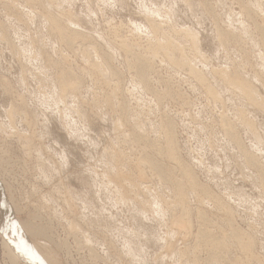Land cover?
I'll return each mask as SVG.
<instances>
[{
    "label": "rangeland",
    "instance_id": "rangeland-1",
    "mask_svg": "<svg viewBox=\"0 0 264 264\" xmlns=\"http://www.w3.org/2000/svg\"><path fill=\"white\" fill-rule=\"evenodd\" d=\"M13 1V2H12ZM16 1V3L14 2ZM27 0H0V39H3L0 41V83L3 81V83H1L0 85V106H1V112H0V124L3 125V123H8V119H7V116L4 117V115H6V113L8 112V110L10 109V106L11 104L15 107L16 110H18V113L20 115L17 116L16 120H15V123L17 124L16 126L18 127V129L22 132V133H25L28 134L30 133L32 135V131L33 132H36V133H33L34 137L31 138L32 139V142L31 144L33 145L31 150H27L26 148H24L22 146V143L19 142L20 140L18 139L19 136L16 135V133L14 131L11 132L12 128L8 127L7 126H1L0 127V131H1V128H2V131L0 133V167L2 168V170L4 171V179L5 181L9 184V186L11 187V191H12V194H13V197H14V200L16 202V204L19 206V207H22L21 208V212H20V215L18 216V218H20L21 220H28L29 219V215L31 213H34L36 212V214L38 216H41V218H44L42 219V224L43 225H47V226H51V228L53 229L52 231V234H53V238L55 240V242L52 244H49L51 242H48V241H44L42 242V244L46 245L49 249L50 252H52L53 254H56L55 256H57L58 260L62 263V264H142V261H140V259L138 257H132V254L128 253L127 250L125 249V243L128 239H132L135 243L137 244H141V246H144L143 251L141 252V257L143 259H145L144 261V264H154V261H155V264H161L160 263V260L162 262V264H181L182 263V260L181 258H183V255L184 257L188 258V260L186 258H183V262L185 261H190L191 260V263L194 262V264H196L195 261H198L196 259H199L200 261L197 263V264H233L234 261L236 264H264V209L262 210V208H264V203L263 201L261 200H264V192L261 188V185L259 184L260 181L259 178L256 179L255 176L257 177L256 174V171H248V169H244V165H243V160L241 157V154L239 155V152H238V149L236 148V146L234 145V148H233V144L230 143L229 141L225 140V137H224V133H223V130L222 127L220 126L221 125V116L220 115H223L226 114V111L227 110V116L235 121H238V118L236 117L237 116V111H240V110H243L245 112V115L247 114L250 115L248 117H251L253 119L256 118V120L254 122H256V126L257 124L259 126H257V128H260V131L259 129L257 131V133L262 134L261 138L264 140V112L259 110L255 105H251L250 104H247L248 101L247 100H243V101H239V99L237 97H235V95L231 94L229 92L226 91L225 88H223L222 84L220 82L217 83V85H219V87L222 89L220 90V88H218V86L215 84L217 81L215 80V78L217 77V74L216 76L214 75L213 71L214 69L216 70L217 68V71L219 69V71L221 70H225V69H220V67L222 66L223 68L227 65V67L225 68H232V64H234V67L236 70H239V72H243L242 75L245 77V78H250L253 83H254V86L256 87V90L258 91L259 95L258 96H262V98L264 99V85H262L264 82V62H262V60L264 61L263 57H264V47L263 44L264 42H260V40H263L264 39H261L262 37V33L260 32L259 29H255L257 27L255 26H262V23L264 22V0H256V1H259L256 2L258 5L261 3L262 5V8H259L261 7V5L257 6V4L255 3V0H185V2L183 0H152V1H156L155 4L158 6V8H160L162 14H163V18L161 19L163 21L164 18H166L164 21L165 23H161L162 26H163V30L162 32H160V34H168L165 39L166 40H163L164 36L162 37V35H154V38H153V35L151 37H149V35L147 34V32L145 31V28H143V33H141L140 31H137V27L135 26H140L141 24L144 25L143 23H145V16H144V13H142L143 11V8H141V6L144 4H146L148 7H151V8H156L154 6H152L153 4L151 3V0H127V4H126V10L124 8H118L115 7V6H109V4L107 3V6H106V3L104 4L103 1L101 0H51L52 4H50V9H51V14L53 16H58V19L60 18V16H62L61 14L63 13V10H66L65 13L68 14V12L70 11V13L72 14L73 16V19L75 20L76 18H79L80 20V24H81V27L80 29L83 31H85L87 33V37H84L85 40H79V42L77 41L76 44L72 47H69L67 44H64L63 43V40L62 38L60 37V34L59 36L57 35V33L59 31H61L63 33V30H66L67 27L69 28V24L72 25V23H70V21L68 22V17L66 16L65 18L62 17L63 19V25H61V27H63V30L61 28V30L59 31H56V30H51L52 28V24H50L51 22H49V20H47L46 18V8H48V4L47 3H51L50 0H37V3H33L36 4L34 6H29L30 3H26ZM63 1V2H62ZM90 1V2H89ZM150 1V2H149ZM179 1V2H178ZM206 1V2H205ZM234 1V3H233ZM253 1V2H252ZM29 2V1H28ZM58 2V3H57ZM69 2V3H68ZM103 2V3H101ZM149 2V3H148ZM159 2V3H158ZM184 2V3H183ZM187 2V3H186ZM200 2V4H199ZM218 2V3H217ZM221 2V3H220ZM238 2V3H237ZM15 3V4H14ZM26 3V4H25ZM40 3V4H39ZM54 3V4H53ZM71 3V4H70ZM111 3V2H110ZM161 3V4H160ZM202 3V5H201ZM204 3V4H203ZM23 4V5H22ZM41 4H44V7H45V11L43 8H41ZM63 4V5H62ZM86 4V5H85ZM105 6H103V5ZM176 4V5H175ZM187 4V5H186ZM191 4V5H190ZM195 4V5H194ZM199 4V5H198ZM217 4V6H216ZM220 4V5H219ZM247 4V6L249 7H246L245 5ZM12 5V7L10 8V6ZM27 7H26V6ZM40 5V6H39ZM47 5V6H46ZM59 5H60V8H59ZM67 5V6H66ZM72 5V6H71ZM162 5V6H161ZM174 5V6H172ZM177 5H179L177 7ZM223 5V6H222ZM240 5V6H239ZM243 5V6H242ZM5 6V7H4ZM19 6V7H17ZM25 6V8H24ZM160 6V7H159ZM195 6V7H194ZM226 6V7H225ZM7 7V8H6ZM32 7V8H30ZM40 7V9L38 8ZM140 9H139V8ZM164 7V8H163ZM166 7L169 9H167L169 11V14H168V11L166 10ZM171 7V8H169ZM194 7V8H193ZM204 7V8H203ZM228 7V8H227ZM254 7V8H253ZM259 9H258V8ZM22 8V9H21ZM34 8V9H33ZM56 8V9H55ZM109 8V9H108ZM173 8V9H172ZM177 10L175 11L174 10ZM190 8V9H189ZM210 8V9H209ZM244 8V10H243ZM247 8V9H245ZM252 8V9H251ZM16 9V10H15ZM31 9V11H30ZM58 9V10H57ZM89 9V10H88ZM165 9V10H164ZM213 9V10H212ZM216 9V10H215ZM219 9V10H218ZM261 9V11H260ZM11 10V11H10ZM22 10V11H21ZM32 10L34 11H37V12H32ZM73 10V11H72ZM93 11V13H90V11ZM120 10V11H119ZM122 10V11H121ZM191 10V11H189ZM243 10V11H242ZM247 10H251V12H247ZM9 11V12H8ZM28 11V12H27ZM101 11V12H100ZM165 11V12H164ZM179 11V12H178ZM206 11V13H205ZM225 11V12H224ZM245 11V13H244ZM6 12V13H5ZM30 12V13H29ZM32 12V13H31ZM42 16H40V14ZM61 12V13H60ZM75 14H74V13ZM90 14H89V13ZM164 12V13H163ZM171 12V13H170ZM173 12V13H172ZM196 12V13H195ZM258 12V13H257ZM26 13V14H25ZM35 13V15H34ZM70 13L68 15H70ZM95 13V14H94ZM166 13V14H165ZM176 13V14H174ZM250 15H249V14ZM9 14V15H8ZM18 14V15H17ZM21 14L24 16H22L21 18ZM30 14V15H29ZM44 14H45V17H44ZM87 14V15H85ZM104 14V15H103ZM168 14V15H167ZM172 15L169 16V15ZM183 14V15H182ZM186 14V15H185ZM209 14V15H207ZM218 14V15H217ZM247 16H246V15ZM256 14V15H255ZM258 14V15H257ZM20 15V16H19ZM26 15V17H25ZM39 16V17H36ZM74 15H77V16H74ZM143 15V16H141ZM165 15H167L165 17ZM174 15V16H173ZM248 15L250 17L253 18V20L255 19L256 20V25H255V20H249L251 19L250 17L248 18ZM252 15V16H251ZM6 16V17H5ZM9 16V17H7ZM12 16V17H11ZM18 16V17H17ZM32 16H35V17H32ZM175 16L176 19H175ZM214 16V17H213ZM232 16V18H231ZM239 18H238V17ZM243 16V17H242ZM259 18H258V17ZM30 17V18H29ZM235 17V18H234ZM247 17V18H246ZM256 17V18H255ZM11 18V20H10ZM15 19L13 21V19ZM17 18L20 20L17 21ZM21 18V19H20ZM26 20H25V19ZM32 18V19H31ZM36 20H35V19ZM90 18V19H89ZM97 18V19H96ZM203 18V19H202ZM231 18V19H230ZM234 18V20H233ZM9 21H8V20ZM23 19V20H22ZM111 19V20H110ZM169 19V21H167ZM29 20V21H28ZM47 20V21H46ZM60 20V19H59ZM81 20H84L83 22ZM173 20V21H171ZM209 20V21H208ZM26 22L28 21V23H23V22ZM40 21V22H39ZM142 21V22H141ZM161 21V22H162ZM171 21V22H170ZM198 21V22H197ZM241 21V22H240ZM8 22V24H7ZM14 22V23H12ZM85 22V23H84ZM91 22V23H90ZM96 22V23H95ZM166 22L168 24H166ZM174 22V23H173ZM204 22V23H203ZM213 22V23H212ZM218 22V23H217ZM234 22V23H233ZM241 23V27H240V24L238 23ZM252 22H254L252 24ZM20 23V26H17L16 25H19ZM104 23V24H103ZM200 23V24H199ZM216 23V24H214ZM236 23V24H235ZM245 23V24H244ZM248 23H250L248 25ZM258 23V24H257ZM12 24L14 25L12 27ZM25 24H29L31 26H26ZM38 24V25H37ZM102 24V25H101ZM128 24V25H127ZM133 24V25H132ZM224 24V25H223ZM28 27V30L26 27ZM122 25H124L123 27H121ZM167 25V26H166ZM170 25V26H169ZM198 25V26H197ZM217 25H219L222 29H226V31H230V33H233L234 32L236 33L235 35L238 37L237 39L233 40L231 39L229 42L228 40L230 38H226V41H225V44H223V46L221 45L222 43L224 42H218V33H216L217 31L216 30V27ZM228 25V26H227ZM231 25V26H230ZM233 25V26H232ZM254 25V26H253ZM3 26V27H2ZM9 26H10V29H9ZM23 26V27H22ZM51 26V27H50ZM67 26V27H66ZM97 26V27H96ZM118 26V27H117ZM180 26V27H179ZM213 26V27H212ZM216 26V27H214ZM222 26H225V27H222ZM248 26V27H247ZM258 26V27H259ZM25 27V28H24ZM31 27V29H30ZM50 27V28H49ZM66 27V28H65ZM71 27H74V26H71ZM89 27V28H88ZM125 27V28H124ZM135 27V28H134ZM142 27V26H141ZM165 27V29H164ZM187 29L190 28L191 30L193 29V31H197L199 34H200V51L199 53L198 52H194L193 47L190 48L192 45L190 44L191 41H190V38L187 37V35H185V31H183L185 28ZM230 27V28H229ZM246 27V28H245ZM250 27V29H249ZM5 28V29H3ZM15 28H19L17 32L18 35H20L18 37L17 32H15ZM48 28V29H47ZM99 28V29H98ZM102 28V29H101ZM171 28V29H170ZM176 28V29H175ZM181 28V29H180ZM210 28V29H209ZM245 28V29H243ZM253 28H254V31H253ZM9 31H8V30ZM13 29V30H12ZM21 29V30H20ZM90 29V30H89ZM129 29V30H128ZM180 29V30H179ZM183 29V30H182ZM228 29V30H227ZM231 29V30H230ZM249 29V31H248ZM6 30V31H5ZM24 30V31H23ZM26 30V32H25ZM53 32H51V31ZM168 30V31H167ZM172 31H177L178 30V35H177V32H176V35H174L173 33L174 32H171ZM258 30V31H256ZM25 34V36L23 37L22 36V32ZM70 30L67 29L66 31V34H69ZM105 31V32H104ZM117 31V33H116ZM135 33H133V32ZM167 31V32H165ZM181 31V32H180ZM234 31V32H233ZM238 31V32H236ZM247 31L248 33L245 34L244 36V32ZM3 32V35H5L6 38H3L4 36L1 34ZM6 32V34H5ZM12 32H15V33H12ZM21 32V33H20ZM48 32V33H47ZM55 32V33H54ZM69 32V33H68ZM139 32V34H138ZM145 32V33H144ZM30 33V34H29ZM116 33V35H115ZM172 33V34H170ZM182 33V34H181ZM216 33V34H215ZM241 33V34H240ZM246 33V32H245ZM32 34V36H31ZM109 34V35H108ZM114 34V35H113ZM137 34V35H136ZM142 34V35H141ZM145 34V35H144ZM184 34V35H183ZM261 34V35H260ZM9 35H12L11 37ZM27 35V36H26ZM30 35V36H29ZM140 35V36H138ZM183 35V36H181ZM241 37H240V36ZM250 35V37H252L250 40V38H248V36ZM252 35V36H251ZM15 36V37H14ZM16 36L18 38H16ZM23 38H22V37ZM121 36L122 39H121ZM143 36V37H141ZM171 36V37H170ZM216 36V37H215ZM243 36V37H242ZM2 37V38H1ZM60 37V39H59ZM107 37V38H106ZM115 37V38H114ZM147 37V38H146ZM158 39L157 41L155 40L156 38ZM168 37H170L173 41V43L170 41V39L168 40L169 42H171L173 45H171V43L169 44L167 39ZM178 37V38H177ZM180 37V39H179ZM183 37V38H182ZM186 37L188 39H186ZM209 37V38H208ZM260 39H259V38ZM11 38V39H10ZM27 38V40L25 39ZM33 38V40H32ZM39 38V39H38ZM53 38V39H52ZM90 38V40H88ZM100 38V39H99ZM119 38V39H118ZM135 40H134V39ZM141 38V39H140ZM149 38H151L150 40H148ZM176 38V39H175ZM7 39L9 40H12V42H14V44L17 47V50L16 51H12L10 48V45L9 44V41H7ZM14 39V41H13ZM23 39V40H22ZM25 39V40H24ZM30 41H29V40ZM49 39V40H48ZM116 39V40H115ZM154 39V40H153ZM162 39V40H160ZM175 39V40H174ZM185 39V40H183ZM228 39V40H227ZM248 39V40H246ZM258 39V40H257ZM6 40V41H5ZM19 40V41H17ZM32 40V41H31ZM59 40V41H58ZM61 40V41H60ZM92 40V41H91ZM119 40V41H117ZM122 40V41H121ZM128 42V44L125 42ZM180 40L182 42H180ZM187 40V41H186ZM218 40V41H217ZM2 41H5L4 43ZM25 41V42H24ZM46 41V42H45ZM87 41V42H86ZM103 41V42H102ZM114 43H112V42ZM150 42L148 44V42ZM159 41V43H158ZM179 41V42H177ZM185 41V42H184ZM190 41V42H189ZM205 41V42H204ZM255 42V43H252V42ZM258 41V42H256ZM2 42V43H1ZM8 42V43H6ZM34 42V43H32ZM42 42V43H41ZM62 42V45H60V43ZM84 42V43H83ZM110 42V44H108ZM122 42V43H121ZM167 42L169 45H167V47L165 48L166 45H164V43ZM174 42L177 44L174 45ZM187 42V44H186ZM218 42V43H217ZM18 43V45H17ZM23 43V44H22ZM31 43V44H30ZM87 43V44H86ZM93 43V44H92ZM124 43V44H123ZM147 43V44H146ZM152 43V45L154 46H151L152 49H150V46ZM155 43V45H154ZM159 45L160 43H162V46H157V44ZM185 43V44H183ZM201 43H202V46H201ZM230 43V44H229ZM241 43V44H240ZM260 43V44H259ZM263 43V44H262ZM9 46V48H7V46ZM30 44V46H28ZM81 46H80V45ZM95 46L96 50H97V47H98V50H97V53H99V51L101 52H104L106 53V56H102L103 59H102V63L103 65L101 64V60L99 59H96L97 57V54H96V51L94 52L93 49L91 48L92 46ZM98 44L100 46H98ZM120 44H123V45H128L130 46V48L133 50L132 53L134 52L135 54H139V57L141 58H144L146 59L147 57V60L150 59L151 62H153V66L151 64L150 68L148 69V76H149V79L147 77V80H148V83L149 86L146 87L145 86V83L143 82L142 84V81L138 80L137 78V73H136V64L137 62H135L137 60V58L134 56L131 55L129 56V61L127 60L128 59V56L126 54H123L122 53V48L124 47L123 45L120 46ZM178 44L180 45V47L182 48V50L178 48ZM227 44V45H226ZM243 44V46H242ZM257 44L260 48V50L257 48ZM262 44V45H261ZM34 45V47H33ZM80 47H79V46ZM125 45V46H126ZM147 45V46H146ZM177 45V46H176ZM190 45V46H189ZM25 46V48L23 47ZM27 46V47H26ZM50 46V47H49ZM61 46V47H60ZM66 46V47H65ZM91 46V47H90ZM107 46V47H106ZM120 48H119V47ZM164 46V47H163ZM169 46H171L172 48H174V50L172 51L173 52V59H178L180 60L179 61V68L178 70L175 69L178 67V61H177V67H175V65H172L173 61H171V65L174 66L172 67L170 65V60H169V63H168V59L171 58L172 60V53H171V48L167 49ZM174 46V47H173ZM175 46H176V49H175ZM185 50L183 49L184 47ZM226 46V48L224 47ZM249 46V47H248ZM23 47V48H22ZM69 47V48H68ZM86 47V48H85ZM88 47V48H87ZM138 47V48H137ZM156 47H159L161 48L159 50V48L156 49ZM163 47V49H162ZM203 47V48H202ZM217 47V49H216ZM224 47L226 49V52H225V49L222 48ZM229 47V48H228ZM7 50H6V49ZM37 48V49H36ZM80 48V49H79ZM94 48V50H95ZM102 48V49H101ZM109 48V51H107ZM136 48V49H135ZM142 48V49H141ZM147 48H149L147 50ZM178 48V49H177ZM191 50H190V49ZM221 48V49H220ZM257 48V49H256ZM263 48V49H262ZM3 49V50H2ZM20 49V54H18V50ZM24 51H23V50ZM27 49V50H26ZM32 51L34 49L35 53H36V50L38 49H41L42 50V54L44 55L43 58L39 55V57L33 61V60H30L32 56ZM61 49V50H59ZM73 49V50H72ZM79 49V50H78ZM119 49H121V54L119 53ZM140 49V50H139ZM158 51V54L159 55H155L157 54V52L155 51H152L151 50H155ZM167 49L168 51L166 52H169L171 53V55H169V53H167L169 56L168 57H165L167 56V54L165 53V50ZM202 49V50H201ZM228 49V51H227ZM22 50V51H21ZM41 50H39L41 52ZM57 50V51H56ZM69 50V51H68ZM86 50V51H84ZM91 50V51H90ZM116 50V51H115ZM119 50V51H117ZM139 50V51H138ZM164 50V52H163ZM176 50V52H175ZM179 50V51H178ZM184 50V54L187 55L184 57L187 58L183 59L186 61H184L182 58H180L181 56H183V53L182 51ZM223 50V51H222ZM232 50V51H231ZM259 50V51H258ZM262 50V51H261ZM9 51V52H8ZM12 51V52H10ZM30 51V52H29ZM34 51H33V54H34ZM83 51V52H82ZM89 51V52H88ZM149 51V53L147 52ZM162 51V52H161ZM187 51V52H186ZM242 51V53H241ZM22 52V53H21ZM62 52V53H61ZM72 52V53H71ZM78 52V53H76ZM82 52V53H81ZM86 52V53H85ZM94 52V53H93ZM114 52V53H113ZM124 52V50H123ZM138 52V53H137ZM155 52V53H154ZM161 52V53H160ZM180 52L182 53V55H180ZM190 52H191V55H190ZM201 52V54H200ZM203 52V53H202ZM263 53V55L261 56L260 54L258 53ZM9 53V54H8ZM11 53V55H10ZM24 53V54H23ZM46 53V55H45ZM83 57H82V55ZM89 53V54H88ZM108 53H110V55L108 56ZM116 53V54H115ZM125 53V52H124ZM165 53V54H164ZM176 53V54H175ZM187 53V54H186ZM194 56L197 58L193 59V54ZM207 53V54H206ZM216 53V54H215ZM218 53V54H217ZM231 53V54H229ZM237 53V54H236ZM257 53V54H255ZM3 54V55H2ZM14 56H13V55ZM23 54V56H22ZM26 54V55H25ZM30 54V55H29ZM55 54V55H54ZM80 54V55H79ZM90 57L91 54L92 56L90 58L87 59V55ZM95 54V55H94ZM114 54V55H113ZM119 54V55H118ZM156 56V58H151L153 57V55ZM178 54V55H177ZM213 54V55H212ZM228 54V55H227ZM240 54V55H239ZM245 54V55H244ZM20 55V56H19ZM49 55V56H47ZM63 55V56H62ZM76 55V56H75ZM86 55V56H85ZM127 57H126V56ZM142 55V56H141ZM152 55V56H150ZM163 56V58L161 56ZM198 55V56H197ZM204 55V56H202ZM217 55V56H216ZM249 57H246V59L248 58V61L251 63H247V61H245V56H248ZM67 56V57H66ZM86 58H85V57ZM112 56V57H110ZM191 56V60L193 59V61H190V59L188 60V57L190 58ZM201 56V57H200ZM207 56V57H206ZM225 56H228V58H226ZM239 58H238V57ZM260 56V58H259ZM14 57V58H13ZM60 57V58H59ZM66 57V58H65ZM68 57H70L68 59ZM77 57V58H76ZM115 57V59H114ZM117 57V58H116ZM126 57V59H124ZM179 57V58H178ZM207 59L205 60V62L209 61L207 64H205L204 62H202L203 60L202 59ZM219 57V58H218ZM224 57V58H223ZM258 57V58H257ZM262 57V58H261ZM15 58H18L20 61H18V59H15ZM29 58V59H28ZM40 58V59H39ZM49 58V59H48ZM51 58V59H50ZM63 58H65L66 60H64ZM94 58V59H93ZM100 58V57H99ZM105 58V59H104ZM106 58H107V61H106ZM109 58H112L111 60ZM201 58V59H200ZM234 58V59H233ZM243 58V59H242ZM46 59V60H45ZM57 59V60H56ZM85 59V60H84ZM114 59V60H113ZM154 61H153V60ZM166 61H164V60ZM210 59V60H209ZM225 59L227 62L228 60L230 59V61L228 62H225L224 63V60ZM238 59V60H237ZM242 59V61H241ZM245 59V60H244ZM68 60V62H67ZM90 60V61H89ZM96 60V62H95ZM119 60V61H118ZM127 60V62L125 63V61ZM162 60V61H161ZM183 60V61H182ZM196 62H195V61ZM259 60V61H258ZM18 61V62H17ZM36 61L38 63H36ZM42 61V62H41ZM45 61V62H44ZM59 61V62H58ZM74 61V62H73ZM87 61V62H86ZM89 61V62H88ZM98 61V62H97ZM105 61V62H104ZM112 61V63H111ZM115 61V62H113ZM174 61V63H176ZM183 63H187V67L185 66V69L188 68V65L190 64L191 66L193 64L196 63L195 66L198 65V67H196L197 69V74L198 73H203L204 76L206 77V79L211 83L213 81L212 78H214V82H212L211 84L213 85H216L217 86V90L219 91V93H223V96H220V100L217 99L218 101L216 102V99L215 100H210L211 97H210V94L208 95V91L207 89L203 91V85L201 86V83L198 84V77L196 76L197 80H195L196 78L194 77V75H197V74H192V77L191 75H188L187 73L191 71H189V69H187L188 71L186 72V70L184 69V67H180V63L182 64ZM199 61V62H198ZM212 61V62H211ZM235 61H239V64L238 62L236 63ZM25 64H24V63ZM32 62V63H31ZM39 62H40V65H39ZM58 62V63H57ZM71 62V63H70ZM85 62V63H84ZM91 62V63H90ZM92 62H95L96 63H99L100 64V68H96V69H99V70H96L95 67L92 64ZM107 62V63H106ZM192 62V63H191ZM195 62V63H193ZM203 65H201V63ZM233 62V63H231ZM19 63V64H18ZM21 63H22V66H21ZM31 63V64H30ZM42 63V65H41ZM49 65H48V64ZM106 63V64H104ZM109 63V64H108ZM119 63V64H118ZM132 63V64H131ZM173 63V64H174ZM210 63H211V66H210ZM245 63L249 64L247 66V64L245 65ZM263 64V69H261V65ZM32 65L33 66H30L29 65ZM37 64V65H36ZM46 66H45V65ZM69 64V65H68ZM71 64V65H70ZM94 64V63H93ZM98 64V65H99ZM131 64L130 68H127L129 67L128 65ZM135 64V65H134ZM167 64V65H166ZM200 64V65H199ZM25 65V66H24ZM64 65V66H63ZM77 65V66H76ZM88 65V66H87ZM108 69L107 65H109V67L111 69H115L117 70L119 73V78H112V76L110 75L111 72L110 70L107 72V69L105 70L103 67V74H102V66H104ZM111 65V66H110ZM169 65V67H168ZM189 65V66H190ZM229 65V66H228ZM236 65V66H235ZM238 65V67H237ZM253 65V66H252ZM256 65V66H255ZM11 66V67H10ZM22 69H21V67ZM35 66V67H34ZM38 66V68H37ZM47 66H50V67H47ZM93 70H92V68ZM133 66V67H132ZM171 66V67H170ZM232 66V67H231ZM241 66V67H240ZM244 66V68L242 69V67ZM248 68H246V67ZM252 66V67H250ZM259 66V67H258ZM45 67L47 68H50L49 70L46 69ZM69 67V68H68ZM113 67V68H112ZM154 67V68H152ZM194 67V66H193ZM202 67V69H201ZM221 67V68H222ZM257 67V68H256ZM28 69V70H24L22 71L23 69ZM41 68L43 70H41ZM71 68V69H70ZM170 68V69H169ZM171 68L173 69L171 71ZM213 68V69H212ZM238 68V69H237ZM241 68V69H240ZM251 68V69H250ZM254 68V69H253ZM21 69V71H20ZM85 69V70H83ZM89 69V70H88ZM129 69V70H127ZM132 69V70H131ZM174 69L177 71H174ZM181 69V70H179ZM235 69H231L230 70H226L227 72H232L234 71ZM247 69V70H246ZM253 69V70H252ZM258 69V70H257ZM6 70V71H5ZM39 70V71H38ZM48 70V71H47ZM52 70V71H51ZM67 70V71H66ZM69 70V71H68ZM121 70V71H120ZM131 70V71H130ZM135 72H134V71ZM203 70V71H202ZM243 70V71H242ZM246 70V71H245ZM41 71V73H40ZM65 71V72H64ZM87 71V73H86ZM89 71V72H88ZM91 71V72H90ZM95 71V72H94ZM101 72V73H98ZM207 71V73H206ZM21 72H24V75L21 74ZM45 72V73H44ZM69 72V73H68ZM70 72H73L72 74ZM110 72V73H109ZM216 72V71H215ZM256 72V74L254 75V73ZM7 73V74H6ZM49 73V74H48ZM62 73V74H61ZM71 74L73 76H78L80 77V81L81 83H79V85L77 86V90L75 89V91H71L73 94H71L70 91L68 92H65L66 94H64L63 96L61 97H64L65 96V99L67 100V102H63L65 104V107H64V104L62 103V98L59 97L58 98V95L59 93V86H60V83L61 81L63 80L62 76L63 74ZM91 73V74H90ZM109 73V76L108 74ZM130 75H129V74ZM135 73V74H134ZM206 73V74H205ZM209 73V74H208ZM262 75H261V74ZM38 74V76H36ZM43 74V75H42ZM46 74V75H45ZM48 74V75H47ZM99 74H102V77L105 76L106 74V78L108 80H105L106 78L104 77V79L101 77V75ZM122 76H121V75ZM248 74V75H247ZM250 74V75H249ZM56 75V76H55ZM213 76L211 78H209L210 76ZM21 76H25L26 78V81L23 80ZM37 77V79L35 80V78ZM47 76V77H46ZM49 76H52V77H49ZM209 76V77H208ZM252 78H251V77ZM253 76H257L260 77L258 78L259 80L257 81L256 79L253 78ZM43 77V78H41ZM112 79H111V78ZM263 77V78H262ZM3 78V79H2ZM43 81H41V79ZM58 78V80H57ZM82 78V80H81ZM90 78V79H89ZM132 78V79H131ZM179 78V79H178ZM189 79V81H188ZM195 81H194V80ZM212 79V81H211ZM4 80H5V83H4ZM38 80V82H37ZM47 80V81H46ZM50 80V81H49ZM59 82H57V81ZM93 80V82L91 81ZM97 82H96V81ZM109 80H110V83H109ZM122 80V81H121ZM256 80V81H255ZM9 81V82H8ZM25 81V83L23 84V82ZM46 81V82H45ZM53 81V82H52ZM99 81V82H98ZM108 81V82H107ZM113 81V82H112ZM124 81V82H123ZM191 81V82H190ZM41 82V83H39ZM52 84H51V83ZM56 82L59 84H57L56 86ZM91 82V83H90ZM117 82V83H116ZM134 82V83H133ZM138 83V85H136ZM151 82V83H150ZM196 82V83H195ZM260 82V83H259ZM39 83V85L37 84ZM95 85H94V84ZM101 83V84H100ZM259 83V84H257ZM262 83V84H261ZM8 86L7 88H9V90H11L10 92L7 91V95H6V92H4V90H6L4 86ZM25 84H29L28 86H25ZM41 84V85H40ZM47 84V85H46ZM109 84V86H108ZM112 84V85H110ZM140 84L142 87H145V88H141L140 87ZM146 84V85H147ZM186 86H185V85ZM188 84V85H187ZM261 84V85H260ZM25 86V88L23 86ZM35 85V86H34ZM49 85V86H48ZM52 85V87H51ZM55 85V87H54ZM117 85V86H116ZM190 85V86H189ZM193 85V86H192ZM198 85V87L196 86ZM30 86V87H29ZM42 86V87H39ZM46 86V87H45ZM49 88H48V87ZM80 86V87H79ZM102 86V87H101ZM124 86V87H123ZM137 86V87H136ZM152 86V91L151 90V87ZM165 86V87H164ZM3 87V88H2ZM11 87V88H10ZM24 89H23V88ZM30 89V91L27 89ZM38 87V88H36ZM45 87V88H44ZM54 87V88H53ZM116 87V88H115ZM150 87V88H149ZM192 87V88H191ZM194 87V88H193ZM47 88V89H46ZM58 90L56 91L55 90ZM101 88V89H100ZM157 88V89H155ZM180 88V89H179ZM188 88V89H187ZM202 90H201V89ZM44 89V90H42ZM88 89V90H87ZM115 89V90H114ZM128 89V90H127ZM134 89H135V92H134ZM139 89V90H138ZM141 89V90H140ZM142 89H147V90H142ZM167 89V90H166ZM195 89V90H194ZM30 92L31 94H29L28 92ZM47 90H49L50 92H47ZM123 91L122 92H120ZM200 90V91H199ZM24 91V92H23ZM38 91V92H37ZM127 91V92H126ZM149 93H148V92ZM151 91V92H150ZM167 91V92H166ZM9 92V94H8ZM34 92V94L32 93ZM43 92V93H41ZM95 92V93H94ZM105 92V93H104ZM112 92V93H111ZM146 92V93H145ZM161 92V93H160ZM207 92V93H206ZM12 93V94H11ZM20 93V94H19ZM40 93V95H39ZM46 94V95H50L51 96H46V95H43V94ZM48 93V94H47ZM53 93V94H52ZM67 93H70L71 95H67ZM117 93V94H116ZM125 93V94H124ZM150 93H151V96H150ZM154 93V94H153ZM176 93V94H175ZM205 93V95H204ZM227 93V94H226ZM22 94V95H21ZM56 94V95H54ZM75 94V95H74ZM111 94V95H110ZM121 94V95H120ZM138 94V95H137ZM147 96H146V95ZM163 94V95H162ZM166 94V95H165ZM173 94V95H172ZM16 95H18L19 97H17ZM31 95V96H30ZM36 95V97L34 96ZM73 95V96H72ZM78 95V96H77ZM107 95V96H106ZM114 95V96H113ZM123 95V96H122ZM142 95V96H141ZM149 95V96H148ZM154 95V96H153ZM161 95V96H160ZM222 95V94H221ZM14 98H13V97ZM22 98H21V97ZM33 96V97H32ZM45 97V100L43 101L44 97ZM60 96V95H59ZM72 96V97H71ZM96 96V97H95ZM112 96V97H111ZM116 96V98H115ZM130 96V98H129ZM134 96V97H133ZM141 96V97H140ZM166 98H165V97ZM209 96V98H207ZM231 96V97H230ZM24 97V100L22 101ZM28 97V98H27ZM39 97V98H38ZM57 97V99H56ZM68 97V99H67ZM74 97V98H73ZM75 97L77 98L75 100ZM136 97V98H135ZM140 101H139V99ZM155 97V98H154ZM157 97H159L157 99ZM162 97V98H161ZM164 97V98H163ZM234 97V98H232ZM18 98V99H17ZM31 98V99H30ZM33 98V99H32ZM43 98V99H42ZM48 98V99H47ZM72 98V99H71ZM98 98V99H97ZM104 98V100H103ZM111 101H109V99ZM122 98H125V102H120V101H124ZM161 98V99H160ZM213 98V97H212ZM259 98V97H258ZM30 99V100H29ZM38 100H41V102L37 101ZM83 101H82V100ZM102 99V100H101ZM108 99V100H107ZM138 99V100H137ZM153 99V100H152ZM230 99H234V101H230ZM50 100V101H49ZM54 100V101H53ZM72 100H73V103H72ZM114 100V101H113ZM155 100V101H154ZM157 100V101H156ZM172 100V101H171ZM180 100V101H179ZM223 100V102L221 101ZM23 103H22V102ZM49 101V103L47 102ZM52 101V102H51ZM80 102V103H77ZM109 101V103H107L108 105H106L105 102ZM128 101V102H127ZM131 101V102H130ZM145 101V102H144ZM162 101V102H160ZM185 101V102H184ZM198 101V102H197ZM213 101H215L213 103ZM219 101H221V103H223L221 106L219 103ZM230 101V102H229ZM247 101V102H246ZM47 102V103H46ZM54 102V103H53ZM62 103L59 104V105H56L55 103ZM69 102V103H68ZM112 102V104L110 103ZM116 102V103H115ZM156 102H160V103H156ZM228 102V103H227ZM233 102V103H232ZM239 102H242L241 105ZM244 102V103H243ZM245 102H246V106L245 105ZM6 103V105H5ZM18 103V104H17ZM25 103V105H24ZM29 103V105H27ZM41 103V106L40 104ZM46 103V104H45ZM67 103V105H66ZM119 103V107L117 104ZM125 103L124 105V109L126 110V108H129L128 112L127 110L125 111L123 109V104ZM158 105H156V104ZM190 103V104H189ZM218 103V104H217ZM23 104V105H22ZM36 104V105H35ZM38 104V105H37ZM44 104V105H42ZM50 106H49V105ZM53 104V105H52ZM70 104V106L68 107V105ZM72 104V105H71ZM79 106L80 104V107L79 108H82V109H79L77 106ZM114 104V105H113ZM224 104H226V107L223 106ZM228 104V105H227ZM230 104H234L233 106L230 105ZM240 104V105H239ZM8 105V106H7ZM18 105V108H16ZM21 105V106H20ZM83 105V106H82ZM110 105V106H109ZM129 105V106H128ZM137 105V106H136ZM237 105V106H235ZM247 107H245V106ZM252 107H250V106ZM5 106V107H4ZM20 106V107H19ZM32 106V107H31ZM46 106V107H45ZM48 106V107H47ZM54 106V107H53ZM58 106V107H57ZM60 106V107H59ZM73 106V107H72ZM115 106V107H114ZM195 106V107H194ZM229 106V107H228ZM255 106V107H254ZM23 107V109H22ZM29 107V108H28ZM39 107V108H38ZM57 107V108H56ZM72 107V108H70ZM118 107V108H116ZM135 107V108H134ZM159 107V108H158ZM187 107V108H186ZM205 107V108H204ZM223 108V111L222 112V108ZM231 107V108H230ZM234 107V108H232ZM240 108L239 110L235 109V108ZM26 110H25V109ZM34 108V110H33ZM36 108V109H35ZM41 108V109H40ZM51 108V109H50ZM67 108H69V112L67 110ZM93 108V109H92ZM145 108V109H144ZM245 108V110L243 109ZM23 110L24 112H26L27 114V117L30 119H27V122H30V120H32L33 118H35V120L33 119V124H30L29 127H27V125L29 124H23V122L25 121L24 120V117H25V113L20 111V110ZM28 109V110H27ZM38 109V111H36ZM40 109V110H39ZM45 109V110H44ZM46 109H48L46 111ZM55 110L53 113V110ZM92 109V110H91ZM104 109V110H103ZM139 109V110H138ZM203 109V110H202ZM233 109V110H232ZM258 109V110H257ZM5 110V111H4ZM49 110H52V111H49ZM67 111V115L70 114L71 112L73 114H70L68 115V117L70 116V118H65V120L63 121V119L61 120V116H58V115H61L59 112L60 111ZM71 110V112H70ZM76 110V111H75ZM83 110V111H82ZM111 110V111H110ZM123 110V111H122ZM151 110V111H150ZM166 110V111H165ZM20 111V112H19ZM45 111V112H44ZM59 111V112H58ZM62 111V112H63ZM78 111V113H77ZM157 111V112H156ZM38 112V113H37ZM44 112V113H43ZM83 112V115L82 113ZM114 112V113H113ZM125 112H127L125 114ZM164 112V114H163ZM235 112L236 113V116H235ZM247 112V113H246ZM23 113H24V117H23ZM36 113V114H35ZM49 113V114H48ZM51 114V117L49 116ZM77 113V114H75ZM108 113V114H107ZM116 113V115H115ZM120 113V114H119ZM124 113V114H123ZM143 113V114H141ZM146 113V114H145ZM188 113V114H187ZM222 113V114H220ZM251 113V114H250ZM3 117H2V115ZM35 114V115H34ZM79 114V115H78ZM87 114V115H86ZM119 114V115H118ZM129 114V115H128ZM37 115H39V117L42 118L44 117V119H40L38 117V119L36 118ZM44 115V116H43ZM74 115H77L75 117H73ZM82 117H81V116ZM123 115V116H122ZM125 115V116H124ZM150 115V116H149ZM234 115V116H233ZM20 116V117H19ZM143 116V117H142ZM154 116V117H153ZM162 116V117H161ZM231 116V117H230ZM25 117V119L27 118ZM45 117L47 120H45ZM49 117V119H48ZM53 117V118H52ZM60 117V118H59ZM72 117V118H71ZM79 117H81L80 120ZM171 118L172 119V123H174V127L173 128H176L174 130L175 132V138H174V142L172 143H167V127H166V123H167V119L168 118ZM4 118V119H2ZM21 118V119H20ZM55 118V119H54ZM57 118V119H56ZM91 125H89L88 121ZM132 118V119H131ZM167 118V119H166ZM169 118V119H170ZM191 118V119H190ZM218 118V119H217ZM237 118V119H236ZM7 119V120H6ZM67 119V120H66ZM73 119V120H72ZM103 119V120H102ZM125 119V120H124ZM168 119V120H169ZM170 119V121H171ZM57 122H55V121ZM76 120V121H75ZM86 120V121H85ZM117 120V121H116ZM149 120V121H148ZM36 121V122H35ZM43 121V122H42ZM44 121H47L45 122V124H42L44 123ZM61 121V122H60ZM68 121V122H67ZM74 121V122H73ZM80 121V122H79ZM121 123H120V122ZM126 121V122H125ZM164 121V122H163ZM52 124H51V123ZM67 122V123H66ZM74 124H73V123ZM86 122V123H85ZM136 122V123H135ZM145 122V123H144ZM163 122V124H165V126L161 125ZM195 122V123H194ZM14 123V124H15ZM22 123V124H21ZM26 123V122H25ZM32 123V122H31ZM37 123V124H35ZM62 123H64L65 125H70L73 124L72 126L75 127L77 129V132H74L73 134V131L70 132L68 131V127L66 128L65 130V125H63ZM83 123V125H82ZM116 123V124H115ZM141 123V124H140ZM147 123V124H146ZM50 126H48V125ZM54 124V125H53ZM62 124V125H61ZM76 124V125H75ZM85 124V125H84ZM122 124V125H121ZM144 124H146L144 126ZM155 124V125H154ZM157 124V125H156ZM205 124V125H204ZM262 124V125H261ZM19 125V126H18ZM35 125V126H33ZM37 125V126H36ZM49 127L48 129L46 128V126ZM79 125V126H78ZM125 125V126H124ZM184 125V126H183ZM201 125V126H200ZM203 125L205 128H203ZM218 125V126H217ZM21 126V127H20ZM23 126V127H22ZM62 126V127H61ZM86 126L88 128H86ZM125 128H124V127ZM139 126L138 128L142 129V130H138L136 127ZM156 126V128H155ZM165 127V131L164 128L162 127ZM176 126V127H175ZM200 126V128H199ZM261 126V127H260ZM34 127V128H33ZM71 127V126H69ZM81 127V128H79ZM83 127V128H82ZM123 127V128H122ZM29 128V129H28ZM79 128V129H78ZM144 128V129H143ZM146 128V129H145ZM162 128V129H161ZM203 128V129H202ZM207 128V130L205 131V129ZM221 128V129H220ZM5 129V130H4ZM8 129V130H7ZM25 129V130H24ZM31 129V130H30ZM33 129V130H32ZM86 131H85V130ZM88 129V130H87ZM123 129V130H121ZM161 129V130H160ZM201 129V130H199ZM29 130V131H28ZM47 130V131H46ZM84 130V132H83ZM8 131V132H7ZM31 131V132H30ZM40 131V132H39ZM50 131V132H49ZM65 131V132H64ZM134 131L135 133H138L139 135H142L140 136L141 137V140H140V144L139 142L135 143L136 141L134 140V136L133 138H131L132 136V132ZM137 131V132H136ZM140 131V133L138 132ZM202 131V132H201ZM205 131V132H204ZM221 131V132H220ZM9 132L11 134V137L9 136ZM48 132H49V135H48ZM70 132V133H69ZM83 132V133H82ZM130 134H128V133ZM194 132V133H193ZM198 132V133H197ZM213 132V133H212ZM218 132V133H217ZM12 133H15V134H12ZM68 133V134H67ZM82 133V134H81ZM85 133V134H84ZM90 133V134H89ZM155 133V134H154ZM164 133V134H163ZM166 133V134H165ZM196 133V134H195ZM203 133V134H202ZM222 133V134H221ZM73 134V135H72ZM77 134V135H76ZM79 134V135H78ZM7 135V136H6ZM12 135H16L15 138L14 136ZM39 135V136H38ZM40 135L43 137H40ZM68 135L70 136H73V138H71L70 136L68 137ZM84 137H82V136ZM87 135V136H86ZM158 135V136H157ZM217 135V136H216ZM83 138L82 141L80 140V137ZM126 136V137H125ZM128 136V137H127ZM161 136V137H160ZM164 136V137H163ZM9 137L12 138L9 140ZM86 137V138H85ZM88 137V138H87ZM129 137L131 139H129ZM145 137V138H144ZM147 137H149L147 139ZM166 137V138H165ZM177 137V138H176ZM212 137V139H211ZM241 137L243 138L244 142L246 143V145L248 147L251 146L252 144V140H253V137L249 134L247 135V133H244V132H241ZM42 139V140H39ZM67 138V139H66ZM90 138H92V140H90ZM124 138V139H123ZM145 141H143V139ZM165 138V139H164ZM192 138V140H191ZM8 139V140H7ZM37 139V140H36ZM62 139V140H61ZM86 141H85V140ZM96 139V140H94ZM119 139V140H118ZM129 139V140H128ZM215 139V140H214ZM68 140V141H67ZM71 140V141H70ZM75 140V141H74ZM79 140V141H78ZM110 140V141H108ZM134 143H133V141ZM148 140V141H146ZM212 142H211V141ZM251 140V141H250ZM43 141V142H42ZM54 141V142H53ZM66 141V143L64 142ZM20 144H19V143ZM76 142V143H75ZM84 142V143H83ZM92 142V143H91ZM98 142V143H97ZM147 142V143H146ZM176 142V143H175ZM229 142V143H227ZM62 143V144H61ZM67 143H68V146H67ZM79 143V144H78ZM87 143V144H85ZM96 147H95V145ZM152 143L154 144V146L152 145ZM175 143V144H173ZM211 143V144H210ZM227 143V144H226ZM249 143V144H248ZM263 143V142H262ZM52 144V146H51ZM72 144V145H71ZM81 144V145H80ZM83 144V145H82ZM94 146H93V145ZM119 144V145H118ZM144 144V145H143ZM175 145L173 147V145ZM177 144V145H176ZM202 144V145H201ZM210 146H209V145ZM7 145V146H6ZM65 145V146H64ZM90 145V146H89ZM115 147L114 148H112ZM132 145V146H131ZM134 145V146H133ZM141 145V146H140ZM172 147H171V146ZM217 145V146H216ZM39 146V147H38ZM64 146V147H63ZM81 146V147H80ZM93 146V147H92ZM117 146V147H116ZM162 146V148H161ZM170 146V148H169ZM179 146V147H178ZM202 146V147H201ZM264 146V144L260 145V148ZM43 147V148H42ZM49 147V148H48ZM67 147V148H65ZM77 147V148H76ZM80 150H79V148ZM90 147V148H89ZM124 147V148H123ZM166 147H168V149H166ZM22 148V149H21ZM34 148V149H33ZM46 148V149H45ZM53 148V149H51ZM65 148V149H64ZM89 148V149H88ZM95 148V149H94ZM105 148H108L106 149V151L110 154H107V153H103L105 152ZM147 150H146V149ZM159 148V149H158ZM174 148H177L176 152H175V149ZM222 148V149H221ZM233 148V149H232ZM41 149V150H40ZM43 149V150H42ZM75 149V150H74ZM110 149V150H109ZM115 149V150H114ZM172 149V150H170ZM179 149V150H178ZM203 149V150H202ZM220 149V150H218ZM261 149H264V147H262ZM25 152H24V151ZM63 150V151H62ZM89 150V151H88ZM93 150V151H91ZM158 150V151H157ZM161 150L163 151V153L161 152ZM4 151V152H3ZM29 152V154L26 152ZM33 151V152H32ZM48 151V152H47ZM54 153H53V152ZM66 153H65V152ZM78 152V154H75L76 152ZM83 151V152H82ZM86 152H88L89 155H87ZM97 151V152H96ZM103 151V152H102ZM113 151V152H112ZM115 151V152H114ZM142 151V152H141ZM154 151V152H153ZM169 153H168V152ZM193 151V152H192ZM202 153H201V152ZM228 151V152H227ZM6 152V153H5ZM9 152V154H8ZM31 152V153H30ZM44 152V153H43ZM60 152V153H58ZM93 154H92V153ZM103 153L102 155L99 154V153ZM121 155H119V153ZM168 154H167V153ZM257 153L258 155V159L260 160V163H262V167L264 168V155L262 154V152H258L256 149L255 151H253V153ZM40 153V155L38 154ZM43 153V154H42ZM63 156H62V154ZM68 153V154H67ZM72 155H75L74 157H76V159L74 158L73 159V156H70L71 154ZM113 153V154H112ZM162 153V154H160ZM175 153V154H174ZM198 153V154H196ZM199 153H201L199 155ZM37 154V155H36ZM48 154V155H47ZM55 154V155H53ZM60 154V155H58ZM65 154V155H64ZM105 154V155H104ZM106 154H107V157H106ZM146 154V155H145ZM152 154V155H151ZM165 156H164V155ZM169 154H174L173 157H175L176 159H179V160H182L184 161L185 163H187V165L189 166V169L193 170L192 173L193 175L195 176L196 175V178L197 180L199 181L200 184H203L204 186L208 187L209 188V191L211 192H208V193H203L204 195H211L210 197L206 196L204 197L200 190H195L192 192L193 188L189 185V182H188V175L186 174V172L184 173L183 171L180 170V166H178V164H176V162H174V159L173 157L171 156H168ZM205 154V155H204ZM228 154V155H227ZM94 155V156H93ZM104 155L105 159L102 158ZM110 157H109V156ZM119 156L118 158H121L119 159L118 161V158H115L117 156ZM178 155V157H176ZM191 155V156H190ZM197 155V157H196ZM236 155V156H235ZM239 155V156H238ZM261 155V156H260ZM32 156V157H30ZM37 156L39 158H42V159H39L37 158ZM42 156V157H41ZM44 156V157H43ZM49 156V157H48ZM52 156V158H51ZM59 156V157H58ZM61 156V157H60ZM91 159H89L88 158ZM100 156V158H99ZM112 156H115L114 158ZM145 156V157H144ZM147 156V157H146ZM164 156V157H163ZM190 156V157H189ZM199 156V157H198ZM28 157V158H27ZM30 157V158H29ZM65 157V158H63ZM142 157H144L145 159H143ZM169 157H171L169 159ZM261 157V158H259ZM24 158V159H23ZM44 158V160H43ZM56 158V159H55ZM60 158V159H58ZM69 158V159H68ZM72 158V159H71ZM80 158V159H79ZM98 160H96V159ZM108 158V159H107ZM128 158V159H127ZM153 158V159H151ZM193 158V159H192ZM198 158V159H197ZM202 160H201V159ZM3 159V160H2ZM11 159V160H9ZM47 159V160H46ZM62 159H65L68 161V166L66 165V161H62ZM93 159V160H92ZM95 159V160H94ZM101 159V160H100ZM107 159V160H106ZM111 161H110V160ZM115 161H114V160ZM140 159V161H138ZM142 159V160H141ZM152 160L154 161V159L156 160L154 163L155 165H161L162 167H167V168H174L172 171H175L173 172L174 176H173V179L175 180H178L179 182L178 183H184V191L186 192L187 194V197H185V199H183L181 197V195L178 194V192L174 193L176 191L175 187L172 186L170 184H166L164 182L161 183V178H158L159 176L156 174V172L152 169L151 165H147L146 166H141V169L139 168V165L142 161H148V160ZM173 159V160H172ZM175 159V160H176ZM196 159V160H195ZM201 161H200V160ZM3 162H2V161ZM37 160V161H36ZM39 160H42L39 161ZM53 163H52V161ZM70 160V161H69ZM100 160V161H99ZM103 160H106L107 162L109 161V163H107L106 161H103ZM234 160V161H233ZM263 160V161H262ZM9 161V162H8ZM25 161V162H24ZM39 161V162H38ZM46 161V162H44ZM59 161V162H58ZM80 163H79V162ZM93 161V162H92ZM95 161H98V162H95ZM113 161V163H112ZM121 161V162H120ZM202 163H200V162ZM41 162V164H40ZM51 162V163H49ZM73 162V163H72ZM76 162V163H74ZM95 162V163H94ZM101 164H100V163ZM105 162V163H104ZM127 162V163H126ZM137 162V163H136ZM173 162V163H172ZM199 162V163H198ZM46 163V164H45ZM55 163V167H53V164ZM62 163V164H61ZM78 163V164H77ZM98 163V164H97ZM111 163V164H110ZM118 164L117 166L115 164ZM121 163V164H120ZM146 163V162H145ZM144 162H142L141 164H145ZM178 163V162H177ZM229 163V164H228ZM242 163V164H241ZM24 164V165H23ZM50 164V165H48ZM65 165V168H64V165ZM81 164V165H79ZM84 164V165H83ZM108 164V165H107ZM134 164V165H133ZM139 164V165H138ZM202 164V165H200ZM2 165V166H1ZM5 165V167L3 166ZM8 165V166H7ZM44 165V167H43ZM47 165V166H46ZM93 165V166H92ZM108 167H107V166ZM116 168H113V166ZM166 165V166H165ZM214 165V166H213ZM219 168V169H217ZM230 165V166H229ZM42 166V167H41ZM50 166V167H49ZM52 166V167H51ZM62 168H61V167ZM67 166V167H66ZM73 166V167H72ZM75 166V167H74ZM138 166L137 168L139 169H136L134 167ZM169 166V167H168ZM171 166V167H170ZM204 166V167H203ZM211 166V167H210ZM214 168H213V167ZM221 166V167H220ZM229 166V167H227ZM236 166V167H235ZM4 167V168H3ZM24 169H23V168ZM58 169H57V168ZM78 167V168H77ZM112 169H111V168ZM210 167V168H209ZM46 168V169H45ZM52 168V169H51ZM69 168V169H68ZM75 168V169H74ZM82 168V172H81V169ZM85 170H84V169ZM106 170H104V169ZM110 168V169H109ZM144 168V169H143ZM149 168V169H148ZM151 168V170H150ZM236 168V169H235ZM48 169V170H47ZM55 169L58 170V173H60V177H58V173L56 174L55 173ZM99 169V170H97ZM102 169V170H101ZM107 169H109V172L107 173ZM125 169V170H124ZM166 169V168H165ZM210 169V170H208ZM221 169V170H220ZM7 170V171H6ZM43 170H46V171H43ZM49 170H50V173H49ZM52 170V171H51ZM56 170V171H57ZM61 170V171H60ZM113 170L115 172H113ZM136 170V171H135ZM141 170V171H140ZM195 170V171H194ZM207 170L209 172H207ZM216 172H214V171ZM218 170V171H217ZM223 170V171H222ZM246 170V172H245ZM42 171V172H41ZM63 171V172H62ZM84 171V172H83ZM88 171V172H87ZM91 171L94 173L90 174ZM102 171V172H101ZM117 171V172H116ZM140 171V172H138ZM145 171V172H144ZM212 171V172H211ZM241 171V172H240ZM43 174H41V173ZM87 172V173H86ZM97 172V173H96ZM144 172V173H143ZM180 172V173H179ZM218 172V174H217ZM223 172V173H222ZM250 172V173H249ZM63 173V174H62ZM73 173V174H71ZM83 173V174H82ZM114 173L116 174L115 176H117L119 179L118 182L117 180H114V182H110V179L108 176H110V178L112 179L114 176ZM117 173L119 175H117ZM139 173H142L144 175V179H141V176H139L140 174ZM183 173V174H182ZM211 173V174H209ZM222 173V174H221ZM50 174V175H49ZM68 174V175H67ZM71 174V175H70ZM85 174V175H84ZM106 174V175H105ZM110 174V175H109ZM124 174V175H123ZM131 174V175H130ZM133 174V175H132ZM186 174V176H185ZM217 174V175H216ZM221 174V175H220ZM45 175V177H44ZM85 177H83V176ZM90 177H89V176ZM93 175V176H92ZM96 175V176H95ZM101 175H105L104 177L106 179H104L103 176ZM140 178H138L137 177ZM158 177H157V176ZM183 175V176H181ZM211 175V176H210ZM224 175V176H222ZM240 175V177H238ZM244 175V176H243ZM254 175V177L251 179L250 176ZM8 176V177H6ZM40 176V177H39ZM52 176V177H51ZM53 176H55L53 178ZM70 176V177H69ZM74 176V177H73ZM88 178H87V177ZM95 176V177H94ZM107 176V177H106ZM152 176V177H151ZM188 176V177H187ZM79 177V178H78ZM98 177V178H97ZM123 177H130L128 179L125 180V178ZM132 177L135 179H132ZM214 177V178H213ZM35 178V179H34ZM40 178V179H39ZM43 178V179H42ZM78 178V179H77ZM96 178V179H95ZM115 178V177H114ZM113 178V179H114ZM121 178V179H120ZM143 178V177H142ZM148 178V179H146ZM158 178V179H157ZM178 178V179H177ZM249 178V179H248ZM34 179V180H33ZM46 179V180H45ZM51 181H50V180ZM70 179V180H68ZM89 181H87V180ZM93 179V181H92ZM109 179V181H108ZM116 179V178H115ZM123 179V180H122ZM138 179V180H137ZM151 179V180H150ZM181 179V180H180ZM185 179V180H184ZM210 179V180H209ZM214 179V180H213ZM216 179V181H215ZM226 179V180H225ZM256 179V181H255ZM42 180V181H41ZM49 180V181H48ZM81 182H80V181ZM98 180V181H97ZM122 180V181H121ZM126 181V183L124 182V186L123 185V181ZM143 180V181H141ZM174 180V181H175ZM228 181L227 182H224V181ZM48 181V182H47ZM121 181V182H120ZM130 181L131 184H129L128 182ZM136 184H134L133 182ZM213 181V182H212ZM218 181H220V183H218ZM245 181V182H244ZM258 181V182H257ZM54 182V183H53ZM69 182V183H68ZM103 182V183H102ZM216 182V183H215ZM222 182V183H221ZM224 182V183H223ZM234 182V183H233ZM45 183V184H44ZM107 186H105L106 184ZM116 185V183L119 185H121V187L118 185ZM133 183V184H132ZM257 183V184H256ZM35 184V185H34ZM81 184V185H80ZM101 184V185H100ZM112 184V185H111ZM140 184V185H139ZM166 184V186L164 185ZM232 184V185H231ZM18 185V186H17ZM45 185V186H44ZM60 185V187H59ZM92 185V186H91ZM100 185V186H99ZM109 185V187H108ZM135 186H139L140 189H138V187H134ZM170 185V186H169ZM218 185V186H217ZM228 185V186H227ZM104 186V187H102ZM113 186V188H112ZM147 186V187H146ZM153 186H156V187H153ZM168 186V187H167ZM226 186V187H224ZM231 187V188H228V187ZM257 186V187H256ZM79 187V188H78ZM94 187V188H93ZM100 187V188H99ZM108 187V189H107ZM126 187H131L130 189L129 188H126ZM167 187V188H166ZM260 187V189H259ZM73 188V189H72ZM97 188V189H96ZM99 188V189H98ZM103 188V189H102ZM118 188V189H117ZM128 189V192L127 190L125 189ZM135 188V189H134ZM148 188V189H147ZM165 188V189H164ZM192 188V189H191ZM219 188V189H218ZM227 188L226 192L225 189ZM241 188V189H240ZM13 189V190H12ZM37 189V190H36ZM43 189V190H42ZM77 189V190H76ZM110 189V190H109ZM113 189V190H112ZM174 189V190H173ZM191 189V190H190ZM223 189V190H222ZM229 189V190H228ZM239 189V190H238ZM244 189V190H243ZM259 189V191H258ZM88 192H87V191ZM93 190V191H92ZM100 190V191H98ZM103 190V191H102ZM118 190V191H116ZM122 190V192L120 191ZM153 190V191H152ZM170 190V191H169ZM173 190V191H172ZM232 190V191H231ZM235 190V191H234ZM261 190V191H260ZM37 191V192H36ZM70 191V192H69ZM80 191V192H79ZM92 191V192H91ZM96 191V192H94ZM131 191V193H130ZM147 191V192H146ZM242 191L245 192L244 195L246 194L247 196V199H250V202L247 200V202L245 201L244 204H240L241 206L240 207H236V206H239V200L235 199L238 197L239 192ZM19 192V193H18ZM49 192V193H47ZM69 192V193H68ZM84 194H83V193ZM87 192V193H86ZM90 192V193H89ZM104 192V193H103ZM111 192V193H110ZM121 192V194H119ZM124 192V193H123ZM152 195H150L151 193ZM155 192V194H154ZM197 192V194H196ZM237 192V194L235 193ZM25 193V194H24ZM114 193V194H113ZM116 193V194H115ZM147 193V194H146ZM160 193V195L158 194ZM175 195H174V194ZM193 193V194H192ZM213 193V195H212ZM230 193L232 194V198L230 196ZM235 193V194H233ZM262 193V194H261ZM15 194V195H14ZM71 194V195H70ZM100 194V195H98ZM102 194V195H101ZM122 194H123V197H122ZM124 194L127 196V198H125L126 196H124ZM129 194V195H128ZM134 194H135V198H134ZM176 194L178 196V198L176 197ZM190 194V196H189ZM201 194V195H200ZM228 194L230 196V198L226 197ZM29 195V196H28ZM31 195V196H30ZM47 195V196H45ZM89 195V196H88ZM138 195V196H137ZM141 195V196H140ZM164 195V196H163ZM226 195V196H225ZM237 195V196H236ZM261 195V197H259ZM42 196V197H41ZM72 198H71V197ZM87 196V197H86ZM101 196V197H100ZM150 196L152 197L151 200H150ZM174 196V197H173ZM235 196V197H233ZM30 197V198H29ZM75 202L74 201V199ZM89 197V198H88ZM92 197V198H91ZM100 201H99V199ZM104 199H103V198ZM126 199V201L122 200L121 199ZM139 197V199H137L139 202H136V198ZM158 197V198H156ZM160 197V198H159ZM164 197V199H162ZM177 199H176V198ZM181 197V198H179ZM189 197V200L187 199ZM197 197V198H196ZM219 198L221 201H218V199L216 198L214 201L213 199L214 198ZM245 197V198H246ZM253 197V198H252ZM259 197V200L257 199ZM263 197V199H262ZM27 198V199H26ZM43 198V199H42ZM52 198V200L50 199ZM96 198V199H95ZM129 198V199H128ZM142 198V200H141ZM156 198V202H155V199ZM40 199V200H39ZM78 199V201H77ZM94 199V200H92ZM145 199V200H144ZM151 201H149V200ZM157 199H159L161 201H158ZM169 199V201H168ZM178 201H176V200ZM228 199V200H227ZM231 199H232V202H231ZM257 201V204L255 202V200ZM49 200V201H48ZM68 200V201H67ZM70 200V201H69ZM104 200V201H103ZM128 200H129V203H128ZM133 200V201H131ZM185 202L186 205H189L188 203H190V206L189 209L191 210V226H189V232L186 230V232L188 233V235H186L185 233H182L183 231H179L176 227H172L173 226V222H172V219H176L178 218L179 216L178 215H181L179 213L182 212V210H180L181 206L183 205L182 202L179 203V201H182ZM230 200V201H229ZM234 200V201H233ZM238 202L237 205L235 204L236 201ZM252 200V201H251ZM254 200V201H253ZM45 201V202H44ZM51 201V203H50ZM86 201V202H85ZM103 201V202H102ZM131 201V203H130ZM142 203H141V202ZM145 201H149V202H145ZM160 203L158 204L157 203ZM163 201V202H162ZM165 201V202H164ZM167 201V203H166ZM171 201V203H170ZM173 201V202H172ZM220 204H222L223 206H221L220 204V207H222L223 209H221L217 202ZM224 201V203H223ZM46 202H48L46 204ZM74 202L75 206L72 205V203ZM91 202V203H90ZM126 202V203H125ZM153 202V203H152ZM155 202V203H154ZM169 202V203H168ZM209 202V203H208ZM213 202H216L215 205ZM230 202V203H229ZM252 202V204H251ZM69 203V204H68ZM141 203V204H138ZM147 203V204H146ZM149 203V204H148ZM151 203V205H150ZM176 205L179 207V208H176V210H174V205ZM178 203V204H177ZM234 203V205H233ZM21 204V205H20ZM32 204V205H31ZM35 204V205H34ZM86 206H85V205ZM95 204V205H94ZM133 204V205H132ZM143 204H146L144 206H147L145 209H146V213H144V210L142 209H139L140 207L141 208H144L143 207ZM163 204H165L166 206H170L172 207V209L170 208V210L168 209V207L166 206H163ZM182 204V205H180ZM201 204V205H200ZM247 204V205H246ZM256 208H254V206ZM260 204V205H259ZM262 204V205H261ZM77 205V206H76ZM90 205V206H89ZM151 207H150V206ZM160 205L161 208H159L158 206ZM175 205V206H176ZM224 205H226V207H224ZM227 205L232 207L233 209H235V213L234 215L232 216L233 219H231V215L228 213V212H224V210H227ZM51 206V207H50ZM71 206V207H69ZM84 206L86 208H84ZM96 206V207H95ZM98 206V207H97ZM131 206V207H130ZM150 208H149V207ZM153 206V208H152ZM154 206H156V208H154ZM243 206V208H242ZM245 206V208H244ZM247 206H250V207H247ZM26 207V209H25ZM35 207V208H34ZM76 207V208H75ZM253 207V208H252ZM261 207V208H260ZM43 208V209H42ZM70 208L73 209L70 211ZM90 208H92L90 210ZM133 208V209H132ZM200 210H198V209ZM220 208V209H219ZM247 208H249V210H247ZM259 208V209H257ZM36 209V210H34ZM135 209V210H134ZM137 209V210H136ZM139 209V210H138ZM148 209V210H147ZM152 209L153 212H152ZM156 209V210H155ZM158 209H160L159 211L161 213L158 212ZM163 209V210H162ZM165 209V210H164ZM204 210V212L206 211V214L208 215L207 216V221L204 222L203 224L201 223V221L199 220V212ZM238 209V210H237ZM44 210V211H43ZM88 212H87V211ZM134 210V211H133ZM151 210V211H149ZM173 210V211H172ZM253 210H256V213L253 211ZM258 210V212H257ZM262 210V211H261ZM32 211V212H31ZM34 211V212H33ZM86 211V212H85ZM134 213H133V212ZM140 211V212H139ZM143 211V212H142ZM150 215H149V212ZM157 211L159 214H156ZM165 211V212H164ZM237 211V212H236ZM260 211V212H259ZM31 212V213H30ZM76 214H75V213ZM129 212H131L129 214ZM155 212V213H154ZM164 212V213H163ZM167 212V213H166ZM174 212V214H173ZM179 212V213H178ZM208 212V213H207ZM239 212V213H238ZM254 212V213H253ZM55 213V214H54ZM141 213H144L145 217L143 216V214ZM198 213V215H197ZM237 213V214H236ZM249 213V214H248ZM252 213V214H251ZM260 213V214H258ZM262 213V214H261ZM52 214V215H51ZM137 214V215H136ZM139 214V215H138ZM153 214V215H151ZM155 214V216H154ZM226 214V215H225ZM253 214H255L254 216H252ZM75 215V216H74ZM132 215V216H131ZM164 215V216H162ZM171 215V216H170ZM230 215V216H229ZM250 215V216H249ZM11 215H9L10 217ZM15 217L14 218H17L16 214L14 215ZM99 216V217H98ZM151 216L153 217V219H148V218H151ZM176 216V217H175ZM178 216V217H177ZM210 216V217H209ZM228 216V218H227ZM133 217V218H132ZM139 219H138V218ZM144 218L145 221H144ZM155 217V218H154ZM165 217V219L163 218ZM173 217V218H172ZM175 217V218H174ZM197 217V218H195ZM254 217V218H253ZM106 218V219H105ZM161 218V219H160ZM167 218V219H166ZM193 218V219H192ZM230 218V219H229ZM11 219V218H10ZM75 219V220H74ZM78 219V220H77ZM99 219V220H98ZM137 219V220H136ZM141 219V221H140ZM163 221L161 223L162 226L159 227V221ZM211 219L212 222L209 220ZM232 220L233 223H235V227L242 229L243 231H245L248 235L247 237H249L248 239H246V236L244 237V240L241 239V242L240 240H236L233 239V238H230L232 235L230 234L231 233V230L232 228H230V223H229V220ZM44 220V221H43ZM98 220V221H97ZM133 220V221H132ZM136 220V222H135ZM148 220V222L146 221ZM168 220H171V221H168ZM173 220V221H174ZM199 220V221H198ZM102 223H101V222ZM167 221V223H166ZM47 222V223H46ZM108 222V223H107ZM110 222V223H109ZM113 222L115 224H113ZM139 222V223H138ZM143 225H142V223ZM147 222V223H146ZM151 222V224L149 223ZM159 222V223H158ZM171 222V223H169ZM209 222V224H208ZM97 223V224H96ZM105 223V224H104ZM107 223V224H106ZM134 223V224H133ZM166 223V224H165ZM169 223V224H168ZM200 223V224H199ZM207 223V224H206ZM228 223V224H227ZM254 223V224H253ZM71 224V225H70ZM101 224V225H100ZM112 224V225H111ZM128 226H127V225ZM138 226L136 227L135 225ZM141 226H140V225ZM150 224V225H149ZM154 224V225H153ZM156 224V226H155ZM158 224V226H157ZM165 224V225H164ZM170 224H172L170 226ZM199 224V225H198ZM257 226H256V225ZM106 225V227H105ZM126 225V227L124 226ZM201 225V226H200ZM206 225V227H205ZM209 225V226H208ZM109 226V227H108ZM116 226V227H114ZM150 226V227H149ZM152 226V227H151ZM154 226V228H153ZM200 226V227H199ZM114 227V228H113ZM123 227V229L121 228ZM139 227V228H138ZM146 227V229H145ZM149 227V228H148ZM172 227V229L170 230V228ZM254 227V228H253ZM137 228V229H136ZM144 228V229H142ZM192 228V229H190ZM112 232H110L109 231ZM113 229V230H112ZM115 229V230H114ZM127 229V230H125ZM130 229V230H129ZM142 231H141V230ZM149 229V230H148ZM170 232H169V230ZM231 229V230H230ZM258 229V230H257ZM103 230V231H102ZM117 230V231H116ZM121 230V231H120ZM168 230V231H167ZM173 230V232H171ZM185 230V229H184ZM192 232H191V231ZM198 230V231H197ZM202 230H207L205 232H203ZM125 231V232H124ZM135 231V234H133ZM141 231V232H139ZM151 231H154L155 233L151 232ZM178 231V232H177ZM203 235H205L207 233V235L205 236H202L200 235L201 232ZM210 231V232H209ZM212 231V232H211ZM251 231V232H250ZM261 231V232H260ZM117 232V233H116ZM128 232V233H127ZM133 232V233H132ZM139 232V233H138ZM199 232V233H198ZM74 233V234H73ZM114 233V234H113ZM122 233V234H120ZM145 233V235H144ZM150 233V234H148ZM159 233V236H157ZM173 234L171 236V234ZM178 233V234H177ZM180 233V235H179ZM205 233V234H204ZM214 233V234H213ZM227 236V238L229 239V242H227L225 245H223L222 247H220L219 249H217V243L215 242L216 239H217V242L222 241L223 239V236H225V234ZM73 234V235H72ZM113 234V235H112ZM120 234V235H119ZM124 234V235H123ZM147 234V235H146ZM167 234V236H166ZM186 236H185V235ZM198 236H197V235ZM222 234V235H221ZM262 234V236H261ZM122 235V236H121ZM135 235V236H134ZM142 235V236H141ZM154 235V236H153ZM168 235H170V237L174 240H172L171 238L169 239ZM199 235L201 237H204V240L203 238H199ZM211 235V236H209ZM251 235V237H250ZM99 236V237H98ZM101 236V237H100ZM123 236L126 237L124 238L125 240H122L123 239ZM132 238H131V237ZM134 236V237H133ZM176 236V237H175ZM178 236V237H177ZM197 236V237H196ZM206 236L208 238H206ZM214 236H216V239L214 238ZM230 236V237H229ZM107 237V238H106ZM120 237V238H119ZM139 240H137L138 238ZM144 239H142V238ZM162 239H166L167 241H165V244L169 243V241H171V243L167 244L169 247L172 246V243L175 245V242H176V247L173 245V247L167 249V245H165L164 243H161V242H164L162 240H160L161 238ZM193 237V238H192ZM195 237L198 238V239H202V243H201V240L199 241L198 239L195 240ZM213 240L210 241L211 238ZM257 237V238H256ZM259 237V238H258ZM106 238V239H105ZM188 238V239H187ZM206 238V239H205ZM219 238V239H218ZM222 238V239H221ZM225 238V237H224ZM112 239V240H111ZM118 239V240H117ZM120 239V240H119ZM148 239V240H147ZM151 239V240H150ZM159 239L158 243H160L158 245L157 243V240ZM178 241H177V240ZM183 239V240H182ZM195 240V241H194ZM199 242H198V241ZM205 240H207L208 242H206ZM215 240V241H214ZM225 240V239H223ZM231 240V241H230ZM248 244V241H249V244H251V242L254 244L253 245V248L252 249H249L252 247V244L249 245V246H244L243 242ZM80 242L78 244V242ZM113 241V242H112ZM149 241V242H148ZM161 241V242H160ZM189 241V242H188ZM205 241V242H204ZM123 242V244H122ZM197 242V243H195ZM215 242V243H214ZM56 243H58L59 245H63V244H67L66 245V248L67 249H59L57 246H56ZM75 243V244H74ZM86 243V244H84ZM99 243V244H98ZM102 243V244H101ZM121 245H119V244ZM146 243V244H144ZM148 243V244H147ZM153 243V244H152ZM179 243V244H178ZM186 243V244H185ZM192 243V244H191ZM199 243V245H198ZM205 245H204V244ZM209 243V244H208ZM211 243V244H210ZM240 243V244H239ZM242 243V244H241ZM84 245V246H81L80 245ZM108 244V245H107ZM110 244V246H109ZM112 244V245H111ZM118 246H117V245ZM150 244L151 247H150ZM156 244V245H155ZM164 244V246H163ZM185 244V245H184ZM195 244H197L195 246ZM207 244V245H206ZM261 244V245H260ZM79 245V246H78ZM94 246V249H95V253H91L89 248L90 246ZM116 247H115V246ZM148 245V246H147ZM184 245V246H183ZM187 245V246H186ZM230 246V247H227L229 248V250L226 248H223L225 246ZM239 245H243L241 246L242 248H240ZM113 246V247H112ZM120 246V247H119ZM124 251H123V249ZM145 246L146 249H145ZM156 246V247H155ZM160 246V247H159ZM163 246V247H161ZM166 246V247H165ZM187 248H186V247ZM189 246V247H188ZM190 246L192 247H196V248H193L196 250V252L194 253L195 250H192L190 249ZM80 247V248H79ZM175 247V248H174ZM180 247V248H179ZM184 247H185V252H184ZM191 247V248H192ZM200 247V248H199ZM202 247V248H201ZM213 247V248H212ZM216 247V248H215ZM246 248V251H244L243 248ZM249 247V248H248ZM83 250H82V249ZM154 248V249H153ZM160 248V249H159ZM163 248H165L166 250H169V251H164L162 252ZM174 248V249H173ZM177 248V249H176ZM223 248V249H222ZM247 248H248V251L249 253L247 252ZM255 248V249H254ZM69 249V250H68ZM115 249V250H114ZM119 249V250H118ZM122 249V250H121ZM157 249V250H156ZM173 249V250H172ZM178 249H179V252H178ZM180 249H181V252L180 253ZM218 251H217V250ZM220 249H222L220 252ZM126 250V251H125ZM147 250V251H146ZM155 252H154V251ZM159 250H161L159 252ZM175 250V251H174ZM183 250V251H182ZM198 250V252H197ZM211 250V251H210ZM243 250V251H242ZM120 251V252H119ZM173 254H171L172 252ZM214 251H217L216 253ZM147 252V254H146ZM158 252L160 253L159 256L157 255ZM162 252V254H161ZM171 252V253H169ZM177 252V253H176ZM184 252V254H183ZM191 252V253H190ZM212 252V254L210 253ZM240 252V253H239ZM242 252V253H241ZM252 252V254H251ZM126 253V254H124ZM146 255H145V254ZM167 253V254H166ZM178 253H180L182 256H180ZM193 253H194V256H193ZM208 253H209V256H208ZM214 253V254H213ZM222 253V255L220 254ZM118 254V255H117ZM125 256H124V255ZM128 254V255H127ZM143 254V255H142ZM167 257H166V255ZM175 254V256H174ZM186 254V255H185ZM196 254V255H195ZM224 254V255H223ZM227 256H226V255ZM236 254V255H235ZM121 255V256H120ZM157 255V256H156ZM160 255L164 256V257H161ZM211 255H214V256H211ZM217 255V256H215ZM220 257H219V256ZM251 255V256H250ZM123 256V257H122ZM158 257V260L156 257ZM180 256V257H179ZM207 256V258H206ZM7 257L6 255H4V252H3V248H2V245L0 244V264H10V262L8 261L9 259L5 258ZM127 259H126V258ZM174 257V258H173ZM176 257V258H175ZM216 257V258H215ZM221 257H222V262H221ZM119 258V259H118ZM133 258V259H132ZM136 258V259H134ZM160 258V259H159ZM161 258H165L164 261L163 259ZM216 259L215 262L214 259ZM220 260H218V259ZM229 258V259H228ZM132 259V260H131ZM147 259V260H146ZM148 259H151V260H148ZM153 259V261H152ZM180 259V260H179ZM206 259V260H205ZM123 262H122V261ZM139 260V261H137ZM174 260V261H173ZM178 260V261H177ZM244 260V261H243ZM125 261V262H124ZM148 261V262H146ZM151 261V262H150ZM157 261V262H156ZM173 261V262H172ZM214 261V263H213ZM227 261V262H226ZM230 261V262H229ZM239 261H242L241 263ZM261 261V262H260ZM135 262V263H134ZM140 262V263H139ZM159 262V263H158ZM166 262V263H165ZM172 262V263H171ZM176 262V263H175ZM226 262V263H225ZM233 262V263H232ZM238 262V263H237ZM248 262V263H247ZM187 263V262H185ZM234 263V264H235ZM20 264H24L22 261H20ZM184 264V263H182Z\"/></svg>",
    "mask_w": 264,
    "mask_h": 264
},
{
    "label": "bare ground",
    "instance_id": "bare-ground-1",
    "mask_svg": "<svg viewBox=\"0 0 264 264\" xmlns=\"http://www.w3.org/2000/svg\"><path fill=\"white\" fill-rule=\"evenodd\" d=\"M29 1V2H28ZM40 1V0H39ZM46 1V0H45ZM99 1V0H98ZM101 1H103L104 2V4L106 3V6H107V3L109 4V6H115V7H117V9L118 8H124L125 6H126V4H127V2L129 1H127V0H101ZM143 1V0H142ZM159 1V0H158ZM169 1V0H168ZM174 1V0H173ZM184 2H185V0H183ZM228 1V0H227ZM13 2V1H12ZM15 3H16V1H14ZM26 2V1H25ZM50 2H51V0H50ZM63 2V1H62ZM90 2V1H89ZM103 2H101V3H103ZM111 2V3H110ZM140 2H141V0H140ZM150 2V1H149ZM148 2V3H149ZM156 2V1H155ZM155 2L154 1H152L151 0V3L153 4L152 6H154V7H156V8H151V7H148L146 4L144 5H142L141 6V8H143V11H142V13H144V16H145V23H143L144 25H140V26H135V27H137L136 29H137V31H140L141 33H143V28H145V31L147 32V34L149 35V37H151L152 35H153V38H154V35L156 36V35H162V34H160V32H162V30H163V26H162V24L161 23H165V19L166 18H164L163 19V21L161 20L164 16H163V14H162V12H161V10H160V8H158V6L155 4ZM179 2V1H178ZM183 2V3H184ZM206 2V1H205ZM253 2V1H252ZM256 2H258L259 3V1H256L255 0V3ZM14 3V4H15ZM26 3H30V5H28V7L29 6H31V4H32V6H34V5H36V4H34L33 5V3H37V0H27V2ZM25 3V4H26ZM58 3V2H57ZM69 3V2H68ZM142 3V2H141ZM159 3V2H158ZM187 3V2H186ZM218 3V2H217ZM221 3V2H220ZM233 3H234V1H233ZM238 3V2H237ZM17 4V3H16ZM40 4V3H39ZM49 6H48V8H46V19L47 20H49V22H51L50 24H52V28H51V30H56V31H59V30H61V28H62V30H63V27H61V25H63V19H62V17L63 18H65L66 16L68 17V22L70 21V23H72V25H68L69 26V28L67 27V29H69L70 31V33L69 34H66V31H67V29L66 30H63V33L61 32V31H59L58 33H57V35L59 36V34H60V37L62 38V40H63V43L64 44H67L69 47H72V46H74L75 44H76V42L78 41L79 42V40L81 39H83V40H85V38L84 37H87V33L85 32V31H83V29L81 30L80 29V27H81V24L79 23L80 22V20H79V18H76L75 20L73 19V16H72V14L70 13V11L68 12V14L70 13V15H68L67 13H65V11L66 10H63V13L61 14L62 16H60V20L58 19V16H53L52 14H51V9H50V4H52V2L51 3H47ZM54 4V3H53ZM71 4V3H70ZM161 4V3H160ZM199 4H200V2H199ZM198 4V5H199ZM204 4V3H203ZM257 4V3H256ZM23 5V4H22ZM63 5V4H62ZM86 5V4H85ZM103 5V4H102ZM176 5V4H175ZM187 5V4H186ZM191 5V4H190ZM195 5V4H194ZM201 5H202V3H201ZM220 5V4H219ZM259 5H261V3L259 4ZM258 4H257V6H259ZM26 6V5H25ZM25 6H24V8H25ZM40 6V5H39ZM47 6V5H46ZM67 6V5H66ZM72 6V5H71ZM103 6H105V5H103ZM162 6V5H161ZM172 6H174V5H172ZM179 5H177V7H178ZM216 6H217V4H216ZM223 6V5H222ZM240 6V5H239ZM243 6V5H242ZM246 7H248L247 6V4L245 5ZM5 7V6H4ZM12 7V5L10 6V8ZM17 7H19V6H17ZM27 7V6H26ZM35 7V6H34ZM52 7V6H51ZM175 7V6H174ZM195 7V6H194ZM193 7V8H194ZM226 7V6H225ZM7 8V7H6ZM30 8H32V7H30ZM39 9H40V7H38ZM41 8H43L44 9V11H45V7H44V4H41ZM59 8H60V5H59ZM126 8V7H125ZM124 8V9H125ZM139 8V7H138ZM164 8V7H163ZM169 8H171V7H169ZM204 8V7H203ZM228 8V7H227ZM249 8V7H248ZM254 8V7H253ZM258 8V7H257ZM259 8H261V9H263L262 8V5H261V7H259ZM258 8V9H259ZM22 9V8H21ZM34 9V8H33ZM35 9H36V7H35ZM56 9V8H55ZM109 9V8H108ZM140 9V8H139ZM168 8L166 7V10H167ZM173 9V8H172ZM190 9V8H189ZM210 9V8H209ZM245 9H247V8H245ZM252 9V8H251ZM261 9H260V11H261ZM16 10V9H15ZM58 10V9H57ZM89 10V9H88ZM126 10V9H125ZM165 10V9H164ZM169 10V9H168ZM167 10V11H168ZM174 10H175V8H174ZM213 10V9H212ZM216 10V9H215ZM219 10V9H218ZM243 10H244V8H243ZM242 10V11H243ZM11 11V10H10ZM22 11V10H21ZM30 11H31V9H30ZM34 10H32V12H33ZM73 11V10H72ZM120 11V10H119ZM122 11V10H121ZM175 11H177V10H175ZM189 11H191V10H189ZM9 12V11H8ZM28 12V11H27ZM31 12V13H32ZM34 12H37V11H34ZM101 12V11H100ZM165 12V11H164ZM163 12V13H164ZM179 12V11H178ZM225 12V11H224ZM247 12H251L252 13V11L250 10H247ZM264 12V11H263ZM6 13V12H5ZM30 13V12H29ZM39 13V12H38ZM61 13V12H60ZM74 13V12H73ZM89 13V12H88ZM90 13H93V11L91 10L90 11ZM89 13V14H90ZM171 13V12H170ZM173 13V12H172ZM196 13V12H195ZM205 13H206V11H205ZM244 13H245V11H244ZM258 13V12H257ZM26 14V13H25ZM40 14V13H39ZM42 14V13H41ZM40 14V16H42ZM75 14V13H74ZM95 14V13H94ZM166 14V13H165ZM168 14H169V11H168ZM167 14V15H168ZM174 14H176V13H174ZM249 14V13H248ZM9 15V14H8ZM18 15V14H17ZM30 15V14H29ZM34 15H35V13H34ZM85 15H87V14H85ZM104 15V14H103ZM167 15H165V17L167 16ZM177 15V14H176ZM183 15V14H182ZM186 15V14H185ZM207 15H209V14H207ZM218 15V14H217ZM246 15V14H245ZM250 15V14H249ZM248 15V18L250 17ZM256 15V14H255ZM258 15V14H257ZM20 16V15H19ZM22 16H24V14L22 15L21 14V18H22ZM74 16H77V15H74ZM141 16H143V15H141ZM169 16H171L172 17V15L170 14ZM174 16V15H173ZM247 16V15H246ZM252 16V15H251ZM6 17V16H5ZM7 17H9V16H7ZM12 17V16H11ZM18 17V16H17ZM25 17H26V15H25ZM32 17H35V16H32ZM36 17H39V16H37L36 15ZM44 17H45V14H44ZM176 17L177 16H175V19H176ZM214 17V16H213ZM238 17V16H237ZM240 17V16H239ZM238 17V18H239ZM243 17V16H242ZM258 17V16H257ZM20 18V19H21ZM30 18V17H29ZM231 18H232V16H231ZM230 18V19H231ZM235 18V17H234ZM234 18H233V20H234ZM247 18V17H246ZM251 19H249L250 21L251 20H253V18L252 17H250ZM256 18V17H255ZM259 18V17H258ZM13 19V18H12ZM25 19V18H24ZM32 19V18H31ZM35 19V18H34ZM66 19V18H65ZM90 19V18H89ZM97 19V18H96ZM203 19V18H202ZM8 20V19H7ZM10 20H11V18H10ZM15 19H13V21H14ZM19 19L17 18V21H18ZM23 20V19H22ZM26 20V19H25ZM36 20V19H35ZM46 20V21H47ZM111 20V19H110ZM165 20V21H164ZM255 20V19H254ZM253 20V21H254ZM9 21V20H8ZM20 21V20H19ZM29 21V20H28ZM28 21H26L27 23H28ZM82 22L84 21V20H81ZM162 21V22H161ZM167 21H169V19L167 20ZM171 21H173V20H171ZM170 21V22H171ZM209 21V20H208ZM15 22V21H14ZM14 22H12V23H14ZM25 21L23 22V23H26ZM40 22V21H39ZM142 22V21H141ZM198 22V21H197ZM241 22V21H240ZM238 23V24H240V27H241V23ZM85 23V22H84ZM91 23V22H90ZM96 23V22H95ZM174 23V22H173ZM204 23V22H203ZM213 23V22H212ZM218 23V22H217ZM234 23V22H233ZM254 22H252V24H253ZM7 24H8V22H7ZM104 24V23H103ZM166 24H168L167 22H166ZM200 24V23H199ZM214 24H216V23H214ZM236 24V23H235ZM245 24V23H244ZM250 23H248V25H249ZM258 24V23H257ZM26 26H28L27 24H25ZM24 25V26H25ZM38 25V24H37ZM102 25V24H101ZM128 25V24H127ZM133 25V24H132ZM224 25V24H223ZM255 25H256V20H255ZM14 25L12 24V27H13ZM17 26H20V23H19V25H16V27ZM25 26V27H26ZM29 26H31V25H29ZM28 26V27H29ZM71 26H74V27H71ZM124 25H122L121 27H123ZM142 26V27H141ZM167 26V25H166ZM170 26V25H169ZM198 26V25H197ZM228 26V25H227ZM231 26V25H230ZM233 26V25H232ZM242 26H244V25H242ZM254 26V25H253ZM259 26V25H258ZM255 26V27H257V28H255V29H259L260 30V32L262 33V36H260V37H262L261 39H264V22L262 23V26ZM0 27H1V25H0ZM3 27V26H2ZM23 27V26H22ZM24 27V28H25ZM28 27H26L27 29H28ZM51 27V26H50ZM49 27V28H50ZM65 27V28H66ZM97 27V26H96ZM118 27V26H117ZM134 27V28H135ZM180 27V26H179ZM213 27V26H212ZM214 27H216V26H214ZM222 27H225V26H222ZM248 27V26H247ZM14 28V27H13ZM89 28V27H88ZM125 28V27H124ZM226 28V27H225ZM230 28V27H229ZM246 28V27H245ZM245 28H243V29H245ZM3 29H5V28H3ZM9 29H10V26H9ZM15 29H17V28H15ZM19 29V28H18ZM18 29L17 30H15V32H17L18 31ZM30 29H31V27H30ZM48 29V28H47ZM99 29V28H98ZM102 29V28H101ZM164 29H165V27H164ZM171 29V28H170ZM176 29V28H175ZM181 29V28H180ZM179 29V30H180ZM184 29V30H183ZM182 30L183 31H185V35H187V37L188 38H190V41H191V47L190 48H192L193 47V49L192 50H194V52L196 51V52H198L199 53V51H200V34L196 31H193V29L191 30L190 28H188L187 27V29H186V27L185 28H183ZM210 29V28H209ZM249 29H250V27H249ZM249 29H248V31H249ZM8 30V29H7ZM11 30V29H10ZM13 30V29H12ZM21 30V29H20ZM29 30V29H28ZM50 30V31H51ZM90 30V29H89ZM129 30V29H128ZM228 30V29H227ZM231 30V29H230ZM6 31V30H5ZM9 31V30H8ZM24 31V30H23ZM30 31V30H29ZM168 31V30H167ZM167 31H165V32H167ZM215 31H217L216 33H218V34H216V35H218V42H224V43H222L221 45L223 46V44H225V41H226V38H230L228 41L229 42H231L230 40L231 39H233V40H235V39H237L238 37L235 35L236 33L234 32V34L233 33H230V31L228 30V31H226V29L224 30V29H222L219 25H217V27H216V30ZM253 31H254V28H253ZM256 31H258V30H256ZM15 32H12V33H15ZM22 32V31H21ZM20 32V33H21ZM25 32H26V30H25ZM51 32H53V31H51ZM105 32V31H104ZM133 32V31H132ZM171 32H174L173 34L174 35H176V32H177V35H178V30L177 31H172L171 30ZM181 32V31H180ZM236 32H238V31H236ZM246 32V33H245ZM244 32V36H245V34H247L248 32L247 31H245ZM18 33L19 32H17V34L16 35H18ZM48 33V32H47ZM55 33V32H54ZM116 33H117V31H116ZM116 33H115V35H116ZM133 33H135V32H133ZM145 33V32H144ZM2 35H3V32L1 33ZM5 34H6V32H5ZM25 34H27V33H25ZM25 34L22 32V36L24 37L25 36ZM30 34V33H29ZM138 34H139V32H138ZM170 34H172V33H170ZM182 34V33H181ZM183 34V35H184ZM241 34V33H240ZM21 35V34H20ZM20 35H18V37L20 36ZM109 35V34H108ZM114 35V34H113ZM137 35V34H136ZM142 35V34H141ZM145 35V34H144ZM168 35V34H167ZM166 34H163L162 35V37L164 38L163 40H166L165 39V37L167 36ZM183 35H181V36H183ZM261 35V34H260ZM4 37L3 38H6L5 37V35H3ZM10 37L12 36V35H9ZM21 36V37H22ZM27 36V35H26ZM30 36V35H29ZM31 36H32V34H31ZM138 36H140V35H138ZM240 36V35H239ZM252 36V35H251ZM15 37V36H14ZM17 36H16V38H18ZM22 37V38H23ZM60 37H59V39H60ZM122 37L123 36H121V39H122ZM141 37H143V36H141ZM171 37V36H170ZM170 37H168V39H167V41L170 39V41L172 42L173 40V38L171 39ZM186 37V39H188ZM216 37V36H215ZM241 37V36H240ZM243 37V36H242ZM246 37V36H245ZM2 38V37H1ZM107 38V37H106ZM115 38V37H114ZM147 38V37H146ZM156 38V37H155ZM178 38V37H177ZM183 38V37H182ZM209 38V37H208ZM248 38H250V40H252L251 38L252 37H250V35L248 36ZM259 38V37H258ZM11 39V38H10ZM9 39V40H10ZM26 40H27V38H25ZM24 39V40H25ZM39 39V38H38ZM53 39V38H52ZM100 39V38H99ZM119 39V38H118ZM134 39V38H133ZM141 39V38H140ZM151 38H149L148 40H150ZM176 39V38H175ZM174 39V40H175ZM179 39H180V37H179ZM260 39V38H259ZM1 40H3V39H0V41ZM8 39H7V41H9ZM23 40V39H22ZM29 40V39H28ZM32 40H33V38H32ZM31 40V41H32ZM49 40V39H48ZM80 40V41H81ZM88 40H90V38L88 39ZM116 40V39H115ZM135 40V39H134ZM154 40V39H153ZM156 41L158 40L157 38L155 39ZM160 40H162V39H160ZM183 40H185V39H183ZM182 40V41H183ZM246 40H248V39H246ZM258 40V39H257ZM6 41V40H5ZM5 41H2L3 43L5 42ZM13 41H14V39H13ZM17 41H19V40H17ZM30 41V40H29ZM59 41V40H58ZM61 41V40H60ZM92 41V40H91ZM117 41H119V40H117ZM122 41V40H121ZM125 41V40H124ZM127 41V40H126ZM125 41V42H126ZM181 40H180V42H182ZM187 41V40H186ZM189 41V42H190ZM201 41H202V39H201ZM249 41V40H248ZM1 42V43H2ZM25 42V41H24ZM46 42V41H45ZM87 42V41H86ZM103 42V41H102ZM112 42V41H111ZM148 42V41H147ZM171 42H169L168 41V43L170 44ZM177 42H179V41H177ZM177 42L175 43L174 42V45L175 44H177ZM179 42V43H180ZM185 42V41H184ZM205 42V41H204ZM217 42V43H218ZM227 42V41H226ZM256 42H258V41H256ZM260 42H264L263 40H260ZM6 43H8V42H6ZM32 43H34V42H32ZM42 43V42H41ZM84 43V42H83ZM113 43V42H112ZM122 43V42H121ZM127 44H128V42H126ZM150 42H148V44H149ZM158 43H159V41H158ZM166 43L167 42H165L164 43V45H166ZM167 43V45H169ZM173 43V42H172ZM171 43V45H173ZM252 43H255L254 41L252 42ZM5 44V43H4ZM23 44V43H22ZM31 44V43H30ZM30 44L28 45V46H30ZM87 44V43H86ZM93 44V43H92ZM108 44H110V42L108 43ZM114 44V43H113ZM124 44V43H123ZM123 44H120V46H122ZM147 44V43H146ZM157 44V43H156ZM161 44V45H160ZM159 45L160 46H162V43H160ZM183 44H185V43H183ZM186 44H187V42H186ZM185 44V45H186ZM230 44V43H229ZM241 44V43H240ZM260 44V43H259ZM263 44V43H262ZM261 44V45H262ZM8 45H10V48H9V46H7V44H6V46H7V48H9V49H11L13 52L14 51H16L17 50V47L18 46H16L15 44H14V42H12V40H10L9 41V44ZM17 45H18V43H17ZM60 45H62V42L60 43ZM80 45V44H79ZM78 45V46H79ZM126 45V44H125ZM123 45L124 47L122 48V53L123 54H126L127 56H128V61H129V56H135L136 58H137V60L135 61V62H137V66H136V73H137V78L139 77L140 78V80L142 81V84H143V82L145 83V86L146 87H148L149 86V84H147L148 83V80H147V77H148V79H149V76L147 75L148 74V69L150 68V66H151V64L153 63V62H151L150 61V59H148L147 60V58L146 59H144V58H141V57H139V54H135L134 52L132 53V49L130 48V46H128V45ZM154 45H155V43H154ZM158 44H157V46H159ZM167 45L165 46V48L167 47ZM227 45V44H226ZM81 46V45H80ZM79 46V47H80ZM95 46H96V44L94 45V46H90L92 49H93V51L95 52L96 51V54H97V57H96V59H100L101 60V64L103 65V63H102V59H103V57L102 56H106V53H104V52H101V51H99V53H97V50H98V47H97V50H96V48H95ZM98 46H100L99 44H98ZM110 46H111V44H110ZM147 46V45H146ZM151 46H153L152 45V43H151V45L150 46H148V47H150V49H152L151 48ZM177 46V45H176ZM176 46H175V49H176ZM190 46V45H189ZM201 46H202V43H201ZM242 46H243V44H242ZM24 48H25V46H23ZM22 47V48H23ZM27 47V46H26ZM33 47H34V45H33ZM50 47V46H49ZM61 47V46H60ZM66 47V46H65ZM68 47V48H69ZM107 47V46H106ZM119 47V46H118ZM164 47V46H163ZM163 47H162V49H163ZM174 47V46H173ZM182 47H184V46H182ZM187 47V46H186ZM186 47H184L183 49L185 50V48ZM225 48H226V46H224ZM223 47V48H224ZM249 47V46H248ZM262 47H264V44H263V46ZM19 48V47H18ZM86 48V47H85ZM88 48V47H87ZM94 48H95V50H94ZM120 48V47H119ZM138 48V47H137ZM157 48H159V47H156V49ZM169 48H171V53H172V60H171V58L170 59H168V63H169V60H170V65H171V61H173V63H174V61L175 60H177L178 61V67L176 66L177 65V61H175L176 63H172V65H175V67H177V68H175V69H177L178 70V68H179V61L180 60H178V59H173V57L174 56H176V55H174L173 56V50H174V48H172L171 46H169L167 49H169ZM178 48H179V50L181 49L182 50V48L180 47V45L178 44ZM177 48V49H178ZM189 48V49H190ZM203 48V47H202ZM222 48V47H221ZM220 48V49H221ZM222 48V49H223ZM224 48V49H225ZM229 48V47H228ZM257 48L260 50V48H259V46H258V44H257ZM256 48V49H257ZM6 49V48H5ZM37 49V48H36ZM80 49V48H79ZM78 49V50H79ZM102 49V48H101ZM136 49V48H135ZM142 49V48H141ZM149 48H147V50H148ZM156 49L155 50H151V52L152 51H155V52H157V54H155V55H159L158 54V51H156ZM161 48H159V50H160ZM165 50V53L167 54V53H169V52H166V51H168V50ZM173 49V50H172ZM216 49H217V47H216ZM263 49V48H262ZM3 50V49H2ZM7 50V49H6ZM23 50V49H22ZM21 50V51H22ZM27 50V49H26ZM30 50V49H29ZM39 50H41V49H38V50H36V53H35V51H34V49L31 51L32 52V55H30V56H32L31 57V59L30 60H33V61H35L38 57H39V55L43 58V52H42V50H41V52L39 51ZM59 50H61V49H59ZM73 50V49H72ZM120 50V51H119ZM119 50H117V51H119V53L121 52V49H119ZM123 50H124V52H123ZM140 50V49H139ZM138 50V51H139ZM164 50H163V52H164ZM178 50V51H179ZM184 50L182 51V53H183V56H181L180 58H182L183 59V57H184ZM191 50V49H190ZM202 50V49H201ZM258 50V51H259ZM264 50V49H263ZM12 51H10V52H12ZM24 51V50H23ZM29 51V52H30ZM33 51H34V54H33ZM57 51V50H56ZM69 51V50H68ZM84 51H86V50H84ZM91 51V50H90ZM107 51H109V48H108V50ZM116 51V50H115ZM223 51V50H222ZM227 51H228V49H227ZM232 51V50H231ZM262 51V50H261ZM1 52V51H0ZM9 52V51H8ZM18 54H20V49L18 50ZM83 52V51H82ZM81 52V53H82ZM89 52V51H88ZM93 52V53H94ZM148 53H149V51H147ZM154 52V53H155ZM162 52V51H161ZM160 52V53H161ZM175 52H176V50H175ZM187 52V51H186ZM225 52H226V49H225ZM22 53V52H21ZM62 53V52H61ZM72 53V52H71ZM76 53H78V52H76ZM80 53V54H81ZM86 53V52H85ZM114 53V52H113ZM138 53V52H137ZM164 53V54H165ZM171 53H169V55H171ZM182 53L180 52V55H182ZM203 53V52H202ZM227 53V52H226ZM241 53H242V51H241ZM258 53V52H257ZM257 53H255V54H257ZM9 54V53H8ZM24 54V53H23ZM23 54H22V56H23ZM79 54V55H80ZM89 54V53H88ZM116 54V53H115ZM121 54V53H120ZM131 54V55H130ZM176 54V53H175ZM187 54V53H186ZM193 54V53H192ZM194 54H196V53H194ZM194 54H193V59H195L196 57V55L194 56ZM200 54H201V52H200ZM207 54V53H206ZM216 54V53H215ZM218 54V53H217ZM229 54H231V53H229ZM237 54V53H236ZM258 54H260V53H258ZM262 55H263V53H261ZM260 54V55H261ZM3 55V54H2ZM10 55H11V53H10ZM13 55V54H12ZM21 55V54H20ZM19 55V56H20ZM26 55V54H25ZM45 55H46V53H45ZM55 55V54H54ZM82 55V54H81ZM87 55V54H86ZM85 55V56H86ZM95 55V54H94ZM110 55V53H108V56ZM114 55V54H113ZM119 55V54H118ZM125 55V56H126ZM153 55V54H152ZM152 55H150V56H152ZM168 54H167V56H165V55H163V56H165V57H168L169 56ZM178 55V54H177ZM188 55V54H187ZM187 55H185V56H187ZM190 55H191V52H190ZM213 55V54H212ZM228 55V54H227ZM240 55V54H239ZM245 55V54H244ZM261 55V56H262ZM14 56V55H13ZM47 56H49V55H47ZM63 56V55H62ZM76 56V55H75ZM84 56V57H85ZM91 56H92V54H91ZM90 56V57H91ZM126 56V57H127ZM134 56H133V58H134ZM142 56V55H141ZM161 56V55H160ZM163 56H161L162 58H163ZM192 56V55H191ZM191 56H190V58L188 57V60L190 59V61H193V59L191 60ZM198 56V55H197ZM202 56H204V55H202ZM217 56V55H216ZM67 57V56H66ZM65 57V58H66ZM82 57H83V55H82ZM88 55H87V59L88 58H90ZM100 57V58H99ZM107 57V56H106ZM110 57H112V56H110ZM126 57L124 58V59H126ZM156 58V56H154L153 55V57H151V58ZM177 57V56H176ZM201 57V56H200ZM205 57V56H204ZM203 57V58H204ZM207 57V56H206ZM226 58H228V56H225ZM238 57V56H237ZM246 57H249V55L248 56H245V59H246ZM14 58V57H13ZM60 58V57H59ZM65 58H63L64 60H66ZM70 57H68V59H69ZM77 58V57H76ZM86 58V57H85ZM102 58V59H101ZM117 58V57H116ZM179 58V57H178ZM219 58V57H218ZM224 58V57H223ZM239 58V57H238ZM258 58V57H257ZM259 58H260V56H259ZM262 58V57H261ZM15 59H18V58H15ZM29 59V58H28ZM40 59V58H39ZM49 59V58H48ZM51 59V58H50ZM94 59V58H93ZM105 59V58H104ZM110 60L112 59V58H109ZM114 59H115V57H114ZM113 59V60H114ZM184 59H186L187 60V58L186 57H184ZM183 59V60H184ZM197 59V58H196ZM201 59V58H200ZM234 59V58H233ZM243 59V58H242ZM242 59H241V61H242ZM244 59V60H245ZM263 59H264V57H263ZM46 60V59H45ZM57 60V59H56ZM85 60V59H84ZM127 60L125 61V63L127 62ZM153 60V59H152ZM155 60V59H154ZM153 60V61H154ZM164 60V59H163ZM166 60V59H165ZM164 60V61H165ZM182 60V61H183ZM203 61L202 62H204L205 64H207L206 62H205V60H207V59H202ZM210 60V59H209ZM224 60V63L225 62H227L225 59H223ZM238 60V59H237ZM18 61H20L19 59H18ZM17 61V62H18ZM90 61V60H89ZM88 61V62H89ZM106 61H107V58H106ZM119 61V60H118ZM162 61V60H161ZM181 61V62H182ZM185 61V60H184ZM189 61V62H190ZM195 61V60H194ZM197 61V60H196ZM195 61V62H196ZM230 61V59L228 60V62ZM245 61H247V63L249 62L248 61V58L245 60ZM259 61V60H258ZM42 62V61H41ZM45 62V61H44ZM59 62V61H58ZM57 62V63H58ZM67 62H68V60H67ZM74 62V61H73ZM87 62V61H86ZM95 62H96V60H95ZM95 62H92V64L91 65H93L94 67H95V69L98 67V68H100V64L99 63H96L95 64ZM98 62V61H97ZM105 62V61H104ZM108 62V61H107ZM106 62V63H107ZM113 62H115V61H113ZM130 62V61H129ZM166 62V61H165ZM186 62V61H185ZM189 62H187V63H189ZM195 62H193V63H195ZM199 62V61H198ZM212 62V61H211ZM228 62H227V64H228ZM236 63L238 62V64H239V61H235ZM264 61L262 60V62L261 63H263ZM24 63V62H23ZM32 63V62H31ZM30 63V64H31ZM36 63H38L37 61H36ZM71 63V62H70ZM85 63V62H84ZM91 63V62H90ZM94 63V64H93ZM106 63H104V64H106ZM111 63H112V61H111ZM128 63V62H127ZM187 63H183L182 62V64L180 63V67L182 68V67H184V69H185V66L187 65ZM192 63V62H191ZM201 63V62H200ZM231 63H233V62H231ZM247 63H245V65L247 64ZM250 63V62H249ZM19 64V63H18ZM25 64V63H24ZM30 64H28L29 65V67L30 66H33V64L32 65H30ZM48 64V63H47ZM99 64V65H98ZM109 64V63H108ZM119 64V63H118ZM132 64V63H131ZM131 64H129L128 66L129 67H127V68H130V66H131ZM186 64V65H185ZM209 64V63H208ZM207 64V65H208ZM226 64V63H225ZM235 64V63H234ZM234 64H232V66L234 67ZM251 64V63H250ZM260 64V63H259ZM37 65V64H36ZM39 65H40V62H39ZM41 65H42V63H41ZM45 65V64H44ZM49 65V64H48ZM69 65V64H68ZM71 65V64H70ZM135 65V64H134ZM167 65V64H166ZM171 65V66H172ZM190 65V64H189ZM188 65V68L187 69H189V71H191L190 72V74H189V72L187 73L188 75H191L192 76V74H197V69H196V67H198V65L197 66H195L196 65V63L195 64H193L192 66L190 65L189 66ZM200 65V64H199ZM201 65H202V63H201ZM249 64H247V66H248ZM261 65V64H260ZM21 66H22V63H21ZM20 66V67H21ZM25 66V65H24ZM46 66V65H45ZM64 66V65H63ZM77 66V65H76ZM88 66V65H87ZM111 66V65H110ZM152 66H153V64H152ZM170 66V67H171ZM194 66V67H193ZM210 66H211V63H210ZM229 66V65H228ZM231 66V67H232ZM236 66V65H235ZM253 66V65H252ZM252 66H250V67H252ZM256 66V65H255ZM11 67V66H10ZM35 67V66H34ZM47 67H50V66H47ZM47 67H45L46 69H50V68H47ZM91 67V66H90ZM103 67H105V65L104 66H102L101 68H102V74H103ZM107 67H108V69L105 67L104 69L106 70L107 69V72L110 70V72H111V76H112V78L114 79V78H119V73L120 72H118L117 70H115V69H111L110 67H109V65H107ZM133 67V66H132ZM168 67H169V65H168ZM172 67H174V66H172ZM187 67V66H186ZM202 67H203V65H202ZM202 67H201V69H202ZM222 67V66H221ZM220 67V69H225V70H221V71H219V69H218V71H217V68H216V70L214 69V71H213V73H214V75L216 76V74H217V77L215 78V80L217 81L215 84L217 85V83L218 82H220L221 84H222V86H223V88H225L226 89V91L227 92H229L230 93V95L231 94H233V95H235V97H237L238 99H239V101H245V100H247L248 101V103L247 104H250L251 103V105L253 104V105H255L259 110H261V111H263L264 112V99L262 98V96H258L259 95V93H258V89L256 90V87L254 86V83H253V81L249 78H245L243 75H242V73L241 72H239V70H236L235 68H230V67H228V68H225V67H227V65L223 68H221ZM237 67H238V65H237ZM241 67V66H240ZM246 67V66H245ZM249 67V66H248ZM248 67H246V68H248ZM259 67V66H258ZM37 68H38V66H37ZM69 68V67H68ZM92 68V67H91ZM113 68V67H112ZM152 68H154V67H152ZM244 68V66L242 67V69ZM257 68V67H256ZM21 69H22V67H21ZM21 69H20V71H21ZM71 69V68H70ZM170 69V68H169ZM174 69V71H176ZM183 69V68H182ZM187 69H185L186 70V72L188 71ZM213 69V68H212ZM230 70L231 71V69L233 70V69H235L234 71H232V72H227L226 70ZM238 69V68H237ZM241 69V68H240ZM245 69V68H244ZM251 69V68H250ZM254 69V68H253ZM252 69V70H253ZM261 69H263V64L261 65ZM24 70H28V69H23L22 71H24ZM41 70H43L42 68H41ZM47 70V71H48ZM83 70H85V69H83ZM89 70V69H88ZM92 70H93V68H92ZM96 70H99V69H96ZM127 70H129V69H127ZM132 70V69H131ZM130 70V71H131ZM173 69L171 68V71H172ZM179 70H181V69H179ZM196 70V71H195ZM247 70V69H246ZM245 70V71H246ZM258 70V69H257ZM6 71V70H5ZM39 71V70H38ZM52 71V70H51ZM67 71V70H66ZM69 71V70H68ZM100 71V70H99ZM98 71V73H101V72H99ZM121 71V70H120ZM134 71V70H133ZM203 71V70H202ZM216 71V72H215ZM243 71V70H242ZM25 72V71H24ZM24 72H21V74H23L24 75ZM65 72V71H64ZM89 72V71H88ZM91 72V71H90ZM95 72V71H94ZM109 72V73H110ZM135 72V71H134ZM177 72V71H176ZM264 72V71H263ZM40 73H41V71H40ZM45 73V72H44ZM69 73V72H68ZM71 74L73 73V72H70ZM86 73H87V71H86ZM109 73H107L108 74V76H109ZM192 73V74H191ZM206 73H207V71H206ZM205 73V74H206ZM7 74V73H6ZM49 74V73H48ZM47 74V75H48ZM62 74V73H61ZM71 74H67V73H65V74H63V75H61L62 76V78H63V80L61 81V83H60V86H59V84L57 83V82H59V81H57L58 80V78H57V82H56V86H57V84H58V88H59V92H57V93H59V95H58V98L59 97H61V96H63L64 94H66L65 92H68V91H75V89L77 88V86L79 85V83H81V81H80V77H78V76H73V75H71ZM91 74V73H90ZM102 74H99V75H101V77H102ZM129 74V73H128ZM135 74V73H134ZM209 74V73H208ZM256 74V72L254 73V75ZM258 74V73H257ZM256 74V75H257ZM261 74V73H260ZM43 75V74H42ZM46 75V74H45ZM121 75V74H120ZM123 75V74H122ZM121 75V76H122ZM130 75V74H129ZM248 75V74H247ZM250 75V74H249ZM262 75V74H261ZM264 75V74H263ZM36 76H38V74L36 75ZM35 76V77H36ZM56 76V75H55ZM105 76H106V74H105ZM105 76H103L102 78L104 79V77ZM196 76L198 77V81H196V82H198V84L199 83H201V86L203 85V91H204V89L206 90L207 89V91H208V95L210 94V97H211V95H212V97H211V99L210 100H215L216 99V102L218 101L217 99H219L220 100V96H223V93H219V91L217 90L218 88H220L219 87V85H217L218 86V88H217V86L216 85H213V84H211L212 82H214V78H212L213 79V81H212V79H211V83L206 79V77L204 76V74L203 73H198L197 75H194V77L196 78ZM21 77H23V76H21ZM47 77V76H46ZM49 77H52V76H49ZM193 77V76H192ZM193 77V78H194ZM209 77V76H208ZM211 77H213L212 75L209 77V78H211ZM251 77V76H250ZM24 78H26L25 76L22 78L23 80H25L26 81V79H24ZM41 78H43V77H41ZM40 78V79H41ZM106 78V77H105ZM111 78V77H110ZM111 78V79H112ZM117 78V79H118ZM139 78H138V80H139ZM252 78V77H251ZM253 78L254 79H256L257 81L259 80L258 78H260V77H258L257 78V76H253ZM263 78V77H262ZM3 79V78H2ZM37 79V77L35 78V80ZM90 79V78H89ZM109 79V78H108ZM107 78L105 79V80H108ZM132 79V78H131ZM179 79V78H178ZM261 79V78H260ZM81 80H82V78H81ZM139 80V81H140ZM194 80V79H193ZM195 80H197V78L195 79ZM194 80V81H195ZM255 80V81H256ZM25 81L23 82V84L25 83ZM41 81H42V79H41ZM47 81V80H46ZM45 81V82H46ZM50 81V80H49ZM92 82H93V80H91ZM96 81V80H95ZM122 81V80H121ZM188 81H189V79H188ZM261 81H262V79H261ZM9 82V81H8ZM27 82V81H26ZM37 82H38V80H37ZM53 82V81H52ZM97 82V81H96ZM99 82V81H98ZM108 82V81H107ZM113 82V81H112ZM124 82V81H123ZM191 82V81H190ZM195 82V83H196ZM264 82V81H263ZM1 83H3V81L1 82ZM1 83H0V85H1ZM4 83H5V80H4ZM39 83H41V82H39ZM39 83H37L38 85H39ZM42 83H43V81H42ZM51 83V82H50ZM91 83V82H90ZM109 83H110V80H109ZM117 83V82H116ZM134 83V82H133ZM138 83L139 82H137V84L136 85H138ZM151 83V82H150ZM260 83V82H259ZM259 83H257V84H259ZM52 84V83H51ZM94 84V83H93ZM101 84V83H100ZM147 84V85H146ZM262 84V83H261ZM260 84V85H261ZM29 85V84H28ZM27 84H25V86H28ZM41 85V84H40ZM47 85V84H46ZM95 85V84H94ZM110 85H112V84H110ZM185 85V84H184ZM188 85V84H187ZM262 85H264V83L262 84ZM23 86V85H22ZM25 86H23L24 88H25ZM35 86V85H34ZM49 86V85H48ZM47 86V87H48ZM108 86H109V84H108ZM117 86V85H116ZM186 86V85H185ZM190 86V85H189ZM193 86V85H192ZM197 87H198V85H196ZM3 87L6 89V90H4V92H6V95H7V91H11V90H9V88H7V87H9L8 86V84H7V86H4L3 85ZM2 87V88H3ZM22 87V88H23ZM30 87V86H29ZM39 87V86H38ZM38 87H36V88H38ZM40 87H42V86H40ZM39 87V88H40ZM46 87V86H45ZM44 87V88H45ZM51 87H52V85H51ZM54 87H55V85H54ZM53 87V88H54ZM80 87V86H79ZM102 87V86H101ZM124 87V86H123ZM137 87V86H136ZM140 87L141 88H145V87H142L141 86V84H140ZM151 87V90L153 89L152 88V86H150ZM149 87V88H150ZM165 87V86H164ZM200 87V86H199ZM198 87V88H199ZM262 87H264V86H262ZM11 88V87H10ZM23 88V89H24ZM27 88V87H26ZM49 88V87H48ZM116 88V87H115ZM192 88V87H191ZM194 88V87H193ZM1 89V88H0ZM28 89V88H27ZM31 89V88H30ZM30 89H28L29 91H30ZM47 89V88H46ZM101 89V88H100ZM155 89H157V88H155ZM180 89V88H179ZM188 89V88H187ZM201 89V88H200ZM28 90H27V92H28ZM42 90H44V89H42ZM55 90H56V88H55ZM77 90V89H76ZM88 90V89H87ZM115 90V89H114ZM128 90V89H127ZM139 90V89H138ZM141 90V89H140ZM142 90H147V89H142ZM167 90V89H166ZM195 90V89H194ZM202 90V89H201ZM220 90H222L221 88H220ZM56 91H58V90H56ZM78 91V90H77ZM77 91H75V92H77ZM152 91H154V90H152ZM200 91V90H199ZM9 92H8V94H9ZM12 92V91H11ZM24 92V91H23ZM38 92V91H37ZM47 92H50L49 90H47ZM120 92H122L123 93V91H121L120 90ZM127 92V91H126ZM134 92H135V89H134ZM148 92V91H147ZM151 92V91H150ZM167 92V91H166ZM29 94H31L30 92H28ZM33 94H34V92H32ZM41 93H43V92H41ZM95 93V92H94ZM105 93V92H104ZM112 93V92H111ZM146 93V92H145ZM149 93V92H148ZM161 93V92H160ZM207 93V92H206ZM12 94V93H11ZM20 94V93H19ZM48 94V93H47ZM53 94V93H52ZM71 94H73L72 92H71ZM70 93H67V95H71ZM117 94V93H116ZM125 94V93H124ZM154 94V93H153ZM176 94V93H175ZM227 94V93H226ZM22 95V94H21ZM32 95V94H31ZM30 95V96H31ZM39 95H40V93H39ZM43 95H46L45 93L43 94ZM54 95H56V94H54ZM75 95V94H74ZM111 95V94H110ZM121 95V94H120ZM138 95V94H137ZM146 95V94H145ZM163 95V94H162ZM166 95V94H165ZM173 95V94H172ZM204 95H205V93H204ZM17 97H19L18 95H16ZM35 97H36V95H34ZM46 96H48V95H46ZM49 96H51V94L49 95ZM48 96V97H49ZM73 96V95H72ZM71 96V97H72ZM78 96V95H77ZM107 96V95H106ZM114 96V95H113ZM123 96V95H122ZM142 96V95H141ZM140 96V97H141ZM147 96V95H146ZM149 96V95H148ZM150 96H151V93H150ZM154 96V95H153ZM161 96V95H160ZM13 97V96H12ZM21 97V96H20ZM33 97V96H32ZM44 97V96H43ZM96 97V96H95ZM112 97V96H111ZM134 97V96H133ZM165 97V96H164ZM163 97V98H164ZM231 97V96H230ZM259 97V98H258ZM14 98V97H13ZM22 98V97H21ZM28 98V97H27ZM39 98V97H38ZM62 98V103L63 102H67V100L65 99V96L64 97H61ZM74 98V97H73ZM115 98H116V96H115ZM129 98H130V96H129ZM136 98V97H135ZM138 98V97H137ZM155 98V97H154ZM159 97H157V99H158ZM162 98V97H161ZM160 98V99H161ZM166 98V97H165ZM207 98H209V96L207 97ZM232 98H234V97H232ZM18 99V98H17ZM31 99V98H30ZM29 99V100H30ZM33 99V98H32ZM43 99V98H42ZM48 99V98H47ZM56 99H57V97H56ZM60 99V98H59ZM67 99H68V97H67ZM72 99V98H71ZM77 98L75 97V100H76ZM98 99V98H97ZM109 99V98H108ZM107 99V100H108ZM124 101H120L121 103L122 102H125V98H122ZM139 99V98H138ZM137 99V100H138ZM24 100V97H23V99H22V101ZM45 100V97H44V99H43V101ZM82 100V99H81ZM102 100V99H101ZM103 100H104V98H103ZM153 100V99H152ZM1 101V100H0ZM21 101V102H22ZM37 101H39V102H41V100H38L37 99ZM50 101V100H49ZM49 101H47L48 103H49ZM54 101V100H53ZM83 101V100H82ZM109 101H111L110 99H109ZM109 101L107 102H105L106 103V105H108L107 103H109ZM114 101V100H113ZM139 101H140V99H139ZM155 101V100H154ZM157 101V100H156ZM172 101V100H171ZM180 101V100H179ZM222 102H223V100H221ZM221 101H219V103H221ZM230 101H234V99H230ZM229 101V102H230ZM246 101V102H247ZM46 102V103H47ZM52 102V101H51ZM128 102V101H127ZM131 102V101H130ZM145 102V101H144ZM160 102H162V101H160ZM160 102H156V103H160ZM185 102V101H184ZM198 102V101H197ZM215 101H213V103H214ZM246 102H245V105H246ZM250 102V103H249ZM23 103V102H22ZM45 103V104H46ZM54 103V102H53ZM62 103H55L56 105H59V104H61L62 105ZM69 103V102H68ZM72 103H73V100H72ZM77 103H80V102H78L77 101ZM111 104H112V102H110ZM116 103V102H115ZM126 103V102H125ZM125 103L123 104V109H124V105H125ZM155 103V104H156ZM228 103V102H227ZM233 103V102H232ZM240 104L242 103V102H239ZM244 103V102H243ZM18 104V103H17ZM40 104V106H41V103H39ZM64 104V103H63ZM161 104V103H160ZM190 104V103H189ZM215 104V103H214ZM218 104V103H217ZM223 103H221L220 104V106L222 105ZM239 104V105H240ZM5 105H6V103H5ZM14 105V104H13ZM12 104H11V106H10V109L8 110V112L6 113V115H4V117L5 116H7V119H8V123H3V125L2 124H0V127L1 126H7L8 125V127H10V128H12V130H11V132L12 131H14L15 133H16V135L17 136H19L18 137V139L20 140L19 142H21L22 143V146L24 147V148H26L27 150H31V148H32V144H31V142H32V139L31 138H33L34 137V135H33V133H36V132H31L32 133V135L29 133L28 134V132H27V134H25V133H22L23 132V130H22V132L18 129V127L16 126L17 124L15 123V120H16V118H17V116L18 115H20L19 113H18V110H16L15 109V105L13 106ZM23 105V104H22ZM24 105H25V103H24ZM27 105H29V103L27 104ZM36 105V104H35ZM38 105V104H37ZM42 105H44V104H42ZM49 105V104H48ZM53 105V104H52ZM66 105H67V103H66ZM72 105V104H71ZM76 105V104H75ZM81 105V104H80ZM80 105L79 106H77L78 108L80 107ZM114 105V104H113ZM118 106H119V103L117 104ZM157 105V104H156ZM228 105V104H227ZM230 105H232V104H230ZM234 105V104H233ZM232 105V106H233ZM241 105H243V104H241ZM244 105V106H245ZM8 106V105H7ZM17 107L16 108H18V105H16ZM21 106V105H20ZM19 106V107H20ZM50 106V105H49ZM70 106V104L68 105V107ZM83 106V105H82ZM110 106V105H109ZM129 106V105H128ZM137 106V105H136ZM158 106V105H157ZM223 106H225L226 107V104H224ZM235 106H237V105H235ZM246 106H248V105H246ZM245 106V107H246ZM250 106V105H249ZM254 106V107H255ZM5 107V106H4ZM32 107V106H31ZM46 107V106H45ZM48 107V106H47ZM54 107V106H53ZM58 107V106H57ZM56 107V108H57ZM60 107V106H59ZM64 107H65V104H64ZM73 107V106H72ZM72 107H70V108H72ZM115 107V106H114ZM120 107V106H119ZM195 107V106H194ZM229 107V106H228ZM250 107H252V106H250ZM29 108V107H28ZM39 108V107H38ZM116 108H118V107H116ZM121 108V107H120ZM135 108V107H134ZM159 108V107H158ZM187 108V107H186ZM205 108V107H204ZM222 108V107H221ZM231 108V107H230ZM232 108H234V107H232ZM247 108V107H246ZM22 109H23V107H22ZM25 109V108H24ZM36 109V108H35ZM41 109V108H40ZM39 109V110H40ZM51 109V108H50ZM69 108H67V110H68ZM73 109V108H72ZM79 109H82V108H79ZM93 109V108H92ZM91 109V110H92ZM119 109V108H118ZM129 108H126V110H127V112L129 111L128 110ZM145 109V108H144ZM229 109V108H228ZM227 109V110H228ZM235 109H237V110H239L237 107L235 108ZM244 110H245V108H243ZM257 109V110H258ZM0 110H1V106H0ZM20 110V109H19ZM26 110V109H25ZM28 110V109H27ZM33 110H34V108H33ZM45 110V109H44ZM48 109H46V111H47ZM53 110V109H52ZM52 110H49V111H52ZM74 110V109H73ZM104 110V109H103ZM125 110V109H124ZM125 110V111H126ZM139 110V109H138ZM203 110V109H202ZM227 110H225L226 111V114H227ZM230 110V109H229ZM233 110V109H232ZM5 111V110H4ZM20 111H22V112H24L23 110H20ZM19 111V112H20ZM36 111H38V109L36 110ZM55 110H53V113H55L54 112ZM63 111V110H62ZM58 111L61 115H58V116H61V120L63 119V121L65 120V118H70V116L68 117V115H70V114H73L72 112H71V110H70V114H68L67 115V111ZM76 111V110H75ZM83 111V110H82ZM111 111V110H110ZM123 111V110H122ZM151 111V110H150ZM166 111V110H165ZM1 112V111H0ZM45 112V111H44ZM43 112V113H44ZM48 112V111H47ZM68 112H69V110H68ZM127 112H125V114L127 113ZM157 112V111H156ZM222 112H224L223 111V108H222ZM238 113H237V116H236V113L235 112H233V113H235V116L238 118V121H235V120H233V119H235V118H233V119H231V118H229L226 114H224L223 113V115H220L221 117V120H220V122H221V127H222V129L221 130H223V133H224V137H225V140H227V141H229L230 143H232L233 144V148H234V145L236 146V148L238 149V152H239V155L241 154V157L240 158H242V160H243V167H244V169L246 168V169H248V171H251V172H253V171H256V174L255 175H257V177L255 176V178L256 179H258L259 178V180L258 181H260V185H261V189L264 191V168L262 167V163H260V160L258 159V154L257 153H253V151H255V149L259 152H262V154L264 155V149H261L262 147H264V146H262L261 148H260V145L262 144H264V140L261 138V136H262V134H261V136H260V134L259 133H257V132H259L260 131V128H257V126H259L258 124H257V126H256V122H254L255 120H256V118L255 119H253V118H251V117H248V116H250V115H248L247 116V114L245 115V112L243 111V110H240V111H237ZM2 113V112H1ZM25 113V117H27V114H26V112H24ZM24 113H23V117H24ZM38 113V112H37ZM77 113H78V111H77ZM77 113H75V114H77ZM82 113V115H83V112H81ZM114 113V112H113ZM247 113V112H246ZM36 114V113H35ZM34 114V115H35ZM49 114V113H48ZM108 114V113H107ZM120 114V113H119ZM118 114V115H119ZM124 114V113H123ZM141 114H143V113H141ZM146 114V113H145ZM163 114H164V112H163ZM188 114V113H187ZM220 114H222V113H220ZM251 114V113H250ZM2 115V114H1ZM51 115H53V114H51L50 113V117H51ZM79 115V114H78ZM87 115V114H86ZM115 115H116V113H115ZM129 115V114H128ZM20 116H22V115H20ZM19 116V117H20ZM44 116V115H43ZM73 116V115H72ZM75 116H77V115H74L73 117H75ZM81 116V115H80ZM84 116V115H83ZM123 116V115H122ZM125 116V115H124ZM150 116V115H149ZM234 116V115H233ZM2 117H3V115H2ZM25 117H24V122H23V124L25 125V124H29V125H27V127H29L30 126V124H33V119L35 120V118H33L32 120H30V122H27V119H30V117L28 118H26L25 119ZM38 117H39V115H37V119H38ZM82 117V116H81ZM81 117H79V119L78 120H80V121H82L80 118ZM143 117V116H142ZM154 117V116H153ZM162 117V116H161ZM231 117V116H230ZM264 117V116H263ZM6 118V117H5ZM40 118V117H39ZM53 118V117H52ZM60 118V117H59ZM72 118V117H71ZM170 118V117H169ZM168 118V119H169ZM236 118V119H237ZM1 119V118H0ZM2 119H4V118H2ZM6 119V120H7ZM21 119V118H20ZM40 119H44V117L42 118V116H41V118ZM48 119H49V117H48ZM55 119V118H54ZM57 119V118H56ZM132 119V118H131ZM167 119V118H166ZM166 120L167 121V123H166V127H167V143H172V142H174L175 140H174V138H175V132H174V130L176 129V128H173L174 127V123H172L173 121H172V119H171V121H170V119L169 120ZM191 119V118H190ZM218 119V118H217ZM39 120V119H38ZM45 120H47L46 119V117H45ZM67 120V119H66ZM73 120V119H72ZM86 120H87V118H86ZM85 120V121H86ZM103 120V119H102ZM125 120V119H124ZM55 121V120H54ZM76 121V120H75ZM79 121V122H80ZM88 121V120H87ZM117 121V120H116ZM149 121V120H148ZM26 122V123H25ZM32 122V123H31ZM36 122V121H35ZM43 122V121H42ZM45 122H47V121H44V123H42V124H45ZM55 122H57V121H55ZM61 122V121H60ZM68 122V121H67ZM66 122V123H67ZM74 122V121H73ZM72 122V123H73ZM120 122V121H119ZM126 122V121H125ZM164 122V121H163ZM163 122H161L162 124V126L164 125L165 126V124H163ZM1 123V122H0ZM15 123V124H14ZM51 123V122H50ZM86 123V122H85ZM88 123H89V121H88ZM121 123V122H120ZM136 123V122H135ZM145 123V122H144ZM195 123V122H194ZM22 124V123H21ZM35 124H37V123H35ZM52 124V123H51ZM63 125H65L64 123H62ZM61 124V125H62ZM74 124V123H73ZM73 124H71L70 125V123H69V125H65V130H66V128L68 127V131H70V132H72L73 131V134H74V132H77V133H79L78 131H77V129L75 128V127H73L72 125ZM116 124V123H115ZM141 124V123H140ZM147 124V123H146ZM146 124H144V126L146 125ZM48 125V124H47ZM54 125V124H53ZM76 125V124H75ZM82 125H83V123H82ZM85 125V124H84ZM89 125H91L90 123H89ZM122 125V124H121ZM155 125V124H154ZM157 125V124H156ZM205 125V124H204ZM204 125H203V128H205L204 127ZM262 125V124H261ZM19 126V125H18ZM33 126H35V125H33ZM37 126V125H36ZM46 126V125H45ZM48 126H50V125H48ZM69 126H71V127H69ZM79 126V125H78ZM125 126V125H124ZM123 126V127H124ZM162 126H160V127H162ZM184 126V125H183ZM201 126V125H200ZM200 126H199V128H200ZM218 126V125H217ZM21 127V126H20ZM23 127V126H22ZM31 127V126H30ZM62 127V126H61ZM89 127V126H88ZM87 126H86V128H88ZM122 127V128H123ZM139 126H137L136 128L138 129V130H142V129H140V128H138ZM176 127V126H175ZM261 127V126H260ZM34 128V127H33ZM46 128L48 129L49 127H47L46 126ZM79 128H81V127H79ZM78 128V129H79ZM83 128V127H82ZM125 128V127H124ZM155 128H156V126H155ZM162 128H164V130L163 131H165V127H162ZM161 128V129H162ZM202 128V129H203ZM29 129V128H28ZM144 129V128H143ZM146 129V128H145ZM160 129V130H161ZM259 129V131H257ZM5 130V129H4ZM8 130V129H7ZM25 130V129H24ZM31 130V129H30ZM33 130V129H32ZM66 130V131H67ZM85 130V129H84ZM84 130H83V132H84ZM88 130V129H87ZM121 130H123V129H121ZM199 130H201V129H199ZM207 130V128L205 129V131ZM1 131H2V128H1ZM1 131H0V133H1ZM29 131V130H28ZM47 131V130H46ZM86 131V130H85ZM204 131V132H205ZM208 131V130H207ZM8 132V131H7ZM40 132V131H39ZM50 132V131H49ZM49 132H48V135H49ZM65 132V131H64ZM69 132V133H70ZM82 132V133H83ZM132 132V131H131ZM137 132V131H136ZM139 133H140V131H138ZM166 132V131H165ZM202 132V131H201ZM221 132V131H220ZM241 132H244V133H247V135H251L252 137H253V140H252V144H251V146L250 147H248L247 145H246V143L244 142V140H243V138L241 137ZM15 133H12V134H15ZM81 133V134H82ZM128 133V132H127ZM133 134H132V136H131V138H133V136H134V140L136 141L135 143H137V142H139V144H140V140H141V137L140 136H142V135H139L138 133H135L134 131L132 132ZM194 133V132H193ZM198 133V132H197ZM213 133V132H212ZM218 133V132H217ZM37 134V133H36ZM68 134V133H67ZM72 134V135H73ZM85 134V133H84ZM90 134V133H89ZM128 134H130V133H128ZM141 134V133H140ZM155 134V133H154ZM164 134V133H163ZM166 134V133H165ZM196 134V133H195ZM203 134V133H202ZM222 134V133H221ZM15 135V136H16ZM77 135V134H76ZM79 135V134H78ZM7 136V135H6ZM9 136L11 137V134H10V132H9ZM12 136H14V135H12ZM15 136H14V138H15ZM33 136V137H32ZM39 136V135H38ZM70 135H68V137H69ZM74 136H75V134H74ZM82 136V135H81ZM81 136L79 137L80 138V140L82 141V139L83 138H81ZM87 136V135H86ZM158 136V135H157ZM217 136V135H216ZM9 137V140L10 139H12V138H10ZM40 137H43V135L41 136L40 135ZM71 138H73V136H70ZM82 137H84V136H82ZM126 137V136H125ZM128 137V136H127ZM161 137V136H160ZM164 137V136H163ZM264 137V136H263ZM86 138V137H85ZM88 138V137H87ZM130 137H129V139H131ZM145 138V137H144ZM144 138H142L143 139V141H145L144 140ZM149 137H147V139H148ZM164 138V139H165ZM177 138V137H176ZM67 139V138H66ZM73 139H75V138H73ZM124 139V138H123ZM128 139V140H129ZM211 139H212V137H211ZM8 140V139H7ZM37 140V139H36ZM39 140H42V139H40L39 138ZM62 140V139H61ZM85 140V139H84ZM90 140H92V138H90ZM94 140H96V139H94ZM119 140V139H118ZM149 140V139H148ZM148 140H146V141H148ZM191 140H192V138H191ZM213 140V139H212ZM215 140V139H214ZM68 141V140H67ZM71 141V140H70ZM75 141V140H74ZM79 141V140H78ZM86 141V140H85ZM108 141H110V140H108ZM133 141V140H132ZM211 141V140H210ZM251 141V140H250ZM18 142V143H19ZM43 142V141H42ZM54 142V141H53ZM65 143H66V141H64ZM212 142V141H211ZM229 142H227V143H229ZM263 142V143H262ZM76 143V142H75ZM84 143V142H83ZM92 143V142H91ZM98 143V142H97ZM133 143H134V141H133ZM134 143V144H135ZM147 143V142H146ZM176 143V142H175ZM175 143H173V144H175ZM226 143V144H227ZM229 143V144H230ZM20 144V143H19ZM62 144V143H61ZM79 144V143H78ZM85 144H87V143H85ZM94 144V143H93ZM92 144V145H93ZM96 144V143H95ZM94 144V145H95ZM172 144V145H173ZM211 144V143H210ZM249 144V143H248ZM72 145V144H71ZM81 145V144H80ZM83 145V144H82ZM93 145V146H94ZM119 145V144H118ZM144 145V144H143ZM152 145L154 146V144L152 143ZM177 145V144H176ZM202 145V144H201ZM209 145V144H208ZM7 146V145H6ZM51 146H52V144H51ZM65 146V145H64ZM63 146V147H64ZM67 146H68V143H67ZM90 146V145H89ZM92 146V147H93ZM111 146V145H110ZM132 146V145H131ZM134 146V145H133ZM141 146V145H140ZM171 146V145H170ZM170 146H169V148H170ZM175 145H173V147H174ZM210 146V145H209ZM217 146V145H216ZM39 147V146H38ZM81 147V146H80ZM95 147H96V145H95ZM112 147V146H111ZM114 147H115V145H114ZM114 147H112V148H114ZM117 147V146H116ZM172 147V146H171ZM179 147V146H178ZM202 147V146H201ZM43 148V147H42ZM49 148V147H48ZM65 148H67V147H65ZM64 148V149H65ZM77 148V147H76ZM79 148V147H78ZM90 148V147H89ZM88 148V149H89ZM124 148V147H123ZM161 148H162V146H161ZM232 148V149H233ZM1 149V148H0ZM22 149V148H21ZM34 149V148H33ZM46 149V148H45ZM51 149H53V148H51ZM68 149V148H67ZM95 149V148H94ZM106 149H108V148H105V149H103V150H105V152H103V153H107V154H109L107 151H106ZM146 149V148H145ZM159 149V148H158ZM166 149H168V147H166ZM175 149V152H176V150H177V148H174ZM222 149V148H221ZM41 150V149H40ZM43 150V149H42ZM75 150V149H74ZM79 150H80V148H79ZM110 150V149H109ZM115 150V149H114ZM147 150V149H146ZM170 150H172V149H170ZM179 150V149H178ZM203 150V149H202ZM218 150H220V149H218ZM1 151V150H0ZM24 151V150H23ZM63 151V150H62ZM89 151V150H88ZM91 151H93V150H91ZM158 151V150H157ZM4 152V151H3ZM25 152V151H24ZM33 152V151H32ZM48 152V151H47ZM53 152V151H52ZM65 152V151H64ZM74 152H76V151H74ZM83 152V151H82ZM97 152V151H96ZM113 152V151H112ZM115 152V151H114ZM142 152V151H141ZM154 152V151H153ZM161 152L163 153V151L161 150ZM168 152V151H167ZM166 152V153H167ZM170 152V151H169ZM168 152V153H169ZM193 152V151H192ZM201 152V151H200ZM203 152V151H202ZM201 152V153H202ZM228 152V151H227ZM6 153V152H5ZM29 154V152L27 151L26 152V154ZM31 153V152H30ZM44 153V152H43ZM42 153V154H43ZM54 153V152H53ZM58 153H60V152H58ZM66 153V152H65ZM85 153L87 154V155H89L88 154V152H86L85 151ZM92 153V152H91ZM99 153V152H98ZM102 153V154H103ZM119 153V152H118ZM162 153H160V154H162ZM167 153V154H168ZM171 153V152H170ZM201 153H199V155L201 154ZM8 154H9V152H8ZM38 154V153H37ZM36 154V155H37ZM62 154V153H61ZM68 154V153H67ZM71 154V153H70ZM75 154H78V152H76ZM93 154V153H92ZM99 154H101V153H99ZM101 154V155H102ZM107 154H106V157H107ZM113 154V153H112ZM175 154V153H174ZM174 154H172V156H171V154H169L168 156H171V157H173V155ZM196 154H198V153H196ZM0 155H2V154H0ZM38 155H40V153L38 154ZM48 155V154H47ZM53 155H55V154H53ZM58 155H60V154H58ZM65 155V154H64ZM105 155V154H104ZM104 155H103V157L102 158H104L105 159V157H104ZM110 155V154H109ZM108 155V156H109ZM119 155H120V153H119ZM146 155V154H145ZM152 155V154H151ZM164 155V154H163ZM205 155V154H204ZM228 155V154H227ZM238 155V156H239ZM62 156H63V154H62ZM70 156H73V159L75 158L76 159V157L77 156H79V155H77L76 157H74L75 155H70ZM94 156V155H93ZM115 156H117V155H115ZM115 156H112L113 158L115 157ZM165 156V155H164ZM163 156V157H164ZM175 156V155H174ZM191 156V155H190ZM189 156V157H190ZM236 156V155H235ZM261 156V155H260ZM30 157H32V156H30ZM29 157V158H30ZM42 157V156H41ZM44 157V156H43ZM49 157V156H48ZM59 157V156H58ZM61 157V156H60ZM110 157V156H109ZM119 156H117V157H115V158H118ZM120 157H121V155H120ZM145 157V156H144ZM144 157H142L143 159H145ZM147 157V156H146ZM171 157H169V159L171 158ZM176 157H178V155L176 156ZM196 157H197V155H196ZM199 157V156H198ZM28 158V157H27ZM37 158H39L38 156H37ZM51 158H52V156H51ZM63 158H65V157H63ZM78 158V157H77ZM88 158H89V156H88ZM99 158H100V156H99ZM122 158V157H121ZM121 158H118V161H119V159H121ZM173 158H175V157H173ZM179 158V157H178ZM259 158H261V157H259ZM24 159V158H23ZM39 159H42V158H39ZM53 159V158H52ZM56 159V158H55ZM58 159H60V158H58ZM69 159V158H68ZM72 159V158H71ZM80 159V158H79ZM90 159V158H89ZM96 159V158H95ZM94 159V160H95ZM108 159V158H107ZM106 159V160H107ZM128 159V158H127ZM151 159H153V158H151ZM148 160V161H142V162H146L145 164H141L140 163V165H139V168L141 169V166H146V164L147 165H151V167H152V169L156 172V174L159 176H157L158 178H161V183L162 182H164V183H166V184H170L171 185V187L172 186H174L175 187V189H176V191L174 192V193H176V192H178V194L179 195H181V197L183 198V199H185V197H187V194H186V192L184 191V183L182 184V183H178L179 181L178 180H175V179H173V176H174V174H173V172L175 171H172L173 169L171 168H167V167H162L161 165H155V159H154V161H152V160ZM176 159V158H175ZM174 159V162H176V164H178V166L177 167H179L180 166V170L181 171H183L184 173L186 172V174L189 176H187L188 177V182H189V185L193 188V190H192V192L194 191V189L196 190H200V192H201V194L204 196V197H206V196H208V197H210L211 195H209L211 192L209 191V186L208 187H206V186H204L203 184H200L199 183V181L197 180V178H198V176H197V178H196V175L194 176L193 175V173H192V171L193 170H191V169H189V166L187 165V163H185L184 161H182V160H179V159H176L175 160ZM193 159V158H192ZM198 159V158H197ZM201 159V158H200ZM199 159V160H200ZM3 160V159H2ZM1 160V161H2ZM9 160H11V159H9ZM43 160H44V158H43ZM47 160V159H46ZM61 160V159H60ZM65 159H62V161H64ZM91 160V159H90ZM93 160V159H92ZM96 160H98V159H96ZM101 160V159H100ZM99 160V161H100ZM106 160H103V161H106ZM110 160V159H109ZM112 160V159H111ZM110 160V161H111ZM114 160V159H113ZM142 160V159H141ZM173 160V159H172ZM196 160V159H195ZM202 160V159H201ZM200 160V161H201ZM37 161V160H36ZM39 161H41L42 162V160H39ZM38 161V162H39ZM52 161V160H51ZM54 161V160H53ZM53 161H52V163H53ZM66 161V165L68 164V161L67 160H65ZM70 161V160H69ZM115 161V160H114ZM138 161H140V159L138 160ZM199 161V162H200ZM234 161V160H233ZM263 161V160H262ZM3 162V161H2ZM9 162V161H8ZM25 162V161H24ZM41 162H40V164H41ZM44 162H46V161H44ZM59 162V161H58ZM79 162V161H78ZM93 162V161H92ZM95 162H98V161H95ZM94 162V163H95ZM107 162V161H106ZM121 162V161H120ZM178 162V163H177ZM198 162V163H199ZM203 162V161H202ZM202 162H200V163H202ZM264 162V161H263ZM1 163V162H0ZM49 163H51V162H49ZM73 163V162H72ZM74 163H76V162H74ZM80 163V162H79ZM100 163V162H99ZM105 163V162H104ZM107 163H109V161L107 162ZM112 163H113V161H112ZM115 163V162H114ZM113 163V164H114ZM127 163V162H126ZM137 163V162H136ZM173 163V162H172ZM204 163V162H203ZM202 163V164H203ZM241 163V164H242ZM46 164V163H45ZM62 164V163H61ZM78 164V163H77ZM98 164V163H97ZM101 164V163H100ZM111 164V163H110ZM121 164V163H120ZM202 164H200V165H202ZM229 164V163H228ZM24 165V164H23ZM48 165H50V164H48ZM55 165V163L53 164V167H55L54 166ZM64 165V164H63ZM79 165H81V164H79ZM84 165V164H83ZM108 165V164H107ZM106 165V166H107ZM116 166L118 165L117 163L115 164ZM134 165V164H133ZM2 166V165H1ZM4 167H5V165H3ZM8 166V165H7ZM47 166V165H46ZM68 166V165H67ZM66 166V167H67ZM93 166V165H92ZM113 166V168H115L114 167V165H112ZM166 166V165H165ZM214 166V165H213ZM212 166V167H213ZM230 166V165H229ZM229 166H227V167H229ZM3 167V168H4ZM42 167V166H41ZM43 167H44V165H43ZM50 167V166H49ZM52 167V166H51ZM61 167V166H60ZM69 167V166H68ZM73 167V166H72ZM75 167V166H74ZM108 167V166H107ZM118 167V166H117ZM138 166H136V167H134V168H136V169H138L137 168ZM169 167V166H168ZM171 167V166H170ZM204 167V166H203ZM211 167V166H210ZM209 167V168H210ZM215 167H216V165H215ZM221 167V166H220ZM236 167V166H235ZM23 168V167H22ZM57 168V167H56ZM62 168V167H61ZM64 168H65V165H64ZM78 168V167H77ZM111 168V167H110ZM109 168V169H110ZM166 168V169H165ZM214 168V167H213ZM217 168V167H216ZM24 169V168H23ZM46 169V168H45ZM52 169V168H51ZM58 169V168H57ZM57 169H55V173L57 172L58 173V170ZM69 169V168H68ZM75 169V168H74ZM84 169V168H83ZM104 169V168H103ZM109 169H107L108 171H107V173L109 172ZM112 169V168H111ZM116 169V168H115ZM144 169V168H143ZM149 169V168H148ZM217 169H219V168H217ZM236 169V168H235ZM48 170V169H47ZM57 170V171H56ZM81 170V172H82V168L80 169ZM85 170V169H84ZM97 170H99V169H97ZM102 170V169H101ZM105 170V169H104ZM125 170V169H124ZM139 170V169H138ZM150 170H151V168H150ZM208 170H210V169H208ZM207 170V172H209ZM221 170V169H220ZM7 171V170H6ZM43 171H46V170H43ZM52 171V170H51ZM61 171V170H60ZM106 171V170H105ZM136 171V170H135ZM141 171V170H140ZM140 171H138V172H140ZM152 171V170H151ZM195 171V170H194ZM212 171H214V170H212ZM211 171V172H212ZM218 171V170H217ZM223 171V170H222ZM42 172V171H41ZM40 172V173H41ZM63 172V171H62ZM84 172V171H83ZM88 172V171H87ZM86 172V173H87ZM102 172V171H101ZM113 172H115L114 170H113ZM117 172V171H116ZM145 172V171H144ZM143 172V173H144ZM214 172H216V171H214ZM241 172V171H240ZM245 172H246V170H245ZM49 173H50V170H49ZM56 173V174H57ZM93 172L91 171V173L90 174H92ZM97 173V172H96ZM175 173H176V171H175ZM180 173V172H179ZM223 173V172H222ZM221 173V174H222ZM250 173V172H249ZM41 174H43V173H41ZM63 174V173H62ZM71 174H73V173H71ZM70 174V175H71ZM83 174V173H82ZM140 175L139 176H141V179H144V175L142 174V173H139ZM183 174V173H182ZM186 174H185V176H186ZM209 174H211V173H209ZM217 174H218V172H217ZM216 174V175H217ZM220 174V175H221ZM3 175H4V171L2 170V168L0 167V244L2 245V248H3V252H4V255H6L7 257H5L6 259L8 258L9 260V262H10V264H20V261H22L24 264H62L59 260H58V258H57V256H55L56 254H53L52 252H50L49 251V249H48V247L46 246V245H44V244H42V242H44V241H48V242H51V243H49V244H52L53 245V243L55 242V240H54V238H53V234H52V231H53V229L51 228V226L49 227V226H45V225H43L42 224V219H44V218H41V216H38L37 214H36V212H34V213H31L30 215H29V219L28 220H21L20 218H18V216L20 215V212H21V208L22 207H19L17 204H16V202H15V200H14V197H13V194H12V191H11V187L9 186V184L5 181V179H4V177H3ZM50 175V174H49ZM58 177H60V173H58ZM68 175V174H67ZM85 175V174H84ZM93 175H94V173H93ZM92 175V176H93ZM106 175V174H105ZM104 175V176H105ZM110 175V174H109ZM116 174L114 173V177L116 178H110V176H108L109 177V179H110V182H114L115 183V181L114 180H117V179H119L117 176H115ZM117 175H119L118 173H117ZM124 175V174H123ZM131 175V174H130ZM133 175V174H132ZM83 176V175H82ZM89 176V175H88ZM96 176V175H95ZM94 176V177H95ZM101 176H103V175H101ZM103 176V177H104ZM120 176V175H119ZM181 176H183V175H181ZM211 176V175H210ZM222 176H224V175H222ZM244 176V175H243ZM250 176V175H249ZM6 177H8V176H6ZM40 177V176H39ZM44 177H45V175H44ZM52 177V176H51ZM55 176H53V178H54ZM70 177V176H69ZM74 177V176H73ZM83 177H85V176H83ZM87 177V176H86ZM90 177V176H89ZM107 177V176H106ZM121 177V176H120ZM137 177H138V175H137ZM143 177V178H142ZM152 177V176H151ZM238 177H240V175L238 176ZM254 177V175H252V176H250V178L252 179ZM79 178V177H78ZM77 178V179H78ZM88 178V177H87ZM98 178V177H97ZM123 178H125V177H123ZM128 178H130V177H128ZM127 177L125 178V180L126 179H128ZM139 178V177H138ZM157 178V179H158ZM214 178V177H213ZM35 179V178H34ZM33 179V180H34ZM40 179V178H39ZM43 179V178H42ZM96 179V178H95ZM104 179H106L105 177H104ZM109 179H108V181H109ZM121 179V178H120ZM132 179H134L133 177H132ZM140 179V178H139ZM146 179H148V178H146ZM178 179V178H177ZM249 179V178H248ZM256 179H255V181H256ZM46 180V179H45ZM50 180V179H49ZM48 180V181H49ZM68 180H70V179H68ZM87 180V179H86ZM89 180V179H88ZM87 180V181H88ZM123 180V179H122ZM121 180V181H122ZM123 181V185H124V182L126 183V181ZM135 180V179H134ZM138 180V179H137ZM151 180V179H150ZM175 180V181H174ZM181 180V179H180ZM185 180V179H184ZM210 180V179H209ZM214 180V179H213ZM226 180V179H225ZM253 180V179H252ZM42 181V180H41ZM47 181V182H48ZM51 181V180H50ZM80 181V180H79ZM92 181H93V179H92ZM98 181V180H97ZM120 181V182H121ZM141 181H143V180H141ZM215 181H216V179H215ZM224 181V180H223ZM257 181V182H258ZM81 182V181H80ZM89 182V181H88ZM117 182H118V180H117ZM133 182V181H132ZM213 182V181H212ZM224 182H227L228 183V181H224ZM223 182V183H224ZM245 182V181H244ZM54 183V182H53ZM69 183V182H68ZM103 183V182H102ZM113 183V184H114ZM129 184H131L130 183V181L128 182ZM134 183V182H133ZM132 183V184H133ZM216 183V182H215ZM218 183H220V181H218ZM222 183V182H221ZM234 183V182H233ZM45 184V183H44ZM106 184V183H105ZM108 184V183H107ZM107 184L105 185V186H107ZM135 184V183H134ZM166 184H164L165 186H166ZM229 184V183H228ZM257 184V183H256ZM35 185V184H34ZM81 185V184H80ZM101 185V184H100ZM99 185V186H100ZM112 185V184H111ZM115 185V184H114ZM116 185H118L117 183H116ZM115 185V186H116ZM122 185V184H121ZM121 185H120V183H119V185H118V187L120 186L121 187ZM122 185V186H123ZM136 185V184H135ZM134 185V187H138V189H140L139 188V186H135ZM140 185V184H139ZM169 185V186H170ZM232 185V184H231ZM18 186V185H17ZM45 186V185H44ZM92 186V185H91ZM124 186H126V185H124ZM218 186V185H217ZM228 186V185H227ZM59 187H60V185H59ZM102 187H104V186H102ZM108 187H109V185H108ZM108 187H107V189H108ZM117 187V186H116ZM147 187V186H146ZM153 187H156V186H153ZM168 187V186H167ZM166 187V188H167ZM224 187H226V186H224ZM257 187V186H256ZM79 188V187H78ZM94 188V187H93ZM100 188V187H99ZM98 188V189H99ZM112 188H113V186H112ZM126 188H131V187H126ZM191 188V189H192ZM228 188H231L230 186L228 187ZM73 189V188H72ZM97 189V188H96ZM103 189V188H102ZM118 189V188H117ZM125 189V188H124ZM135 189V188H134ZM148 189V188H147ZM165 189V188H164ZM190 189V190H191ZM219 189V188H218ZM232 189V188H231ZM241 189V188H240ZM259 189H260V187H259ZM259 189H258V191H259ZM13 190V189H12ZM37 190V189H36ZM43 190V189H42ZM77 190V189H76ZM110 190V189H109ZM113 190V189H112ZM125 190H127V192H128V189H125ZM174 190V189H173ZM172 190V191H173ZM223 190V189H222ZM226 190H227V188L225 189V191L224 192H226ZM229 190V189H228ZM239 190V189H238ZM244 190V189H243ZM87 191V190H86ZM89 191V190H88ZM87 191V192H88ZM93 191V190H92ZM91 191V192H92ZM98 191H100V190H98ZM103 191V190H102ZM116 191H118V190H116ZM121 192H122V190H120ZM153 191V190H152ZM170 191V190H169ZM232 191V190H231ZM235 191V190H234ZM261 191V190H260ZM37 192V191H36ZM70 192V191H69ZM68 192V193H69ZM80 192V191H79ZM86 192V193H87ZM94 192H96V191H94ZM119 192V191H118ZM121 192L119 193V194H121ZM147 192V191H146ZM205 192V193H208V192H210L208 195H204L203 193ZM19 193V192H18ZM47 193H49V192H47ZM83 193V192H82ZM90 193V192H89ZM104 193V192H103ZM111 193V192H110ZM124 193V192H123ZM130 193H131V191H130ZM151 193V192H150ZM173 193V194H174ZM236 194H237V192H235ZM235 193H233V194H235ZM244 193L245 192H243L242 193V191H240L239 192V194L240 195H238V197L237 198H235V199H237V200H239V206H236L237 208L238 207H240L241 205L240 204H244V202L246 201L247 202V200L250 202V199H247V195L245 194L244 195ZM262 193H264V192H262ZM261 193V194H262ZM25 194V193H24ZM84 194V193H83ZM114 194V193H113ZM116 194V193H115ZM147 194V193H146ZM154 194H155V192H154ZM158 194V193H157ZM193 194V193H192ZM196 194H197V192H196ZM200 194V195H201ZM15 195V194H14ZM71 195V194H70ZM98 195H100V194H98ZM102 195V194H101ZM129 195V194H128ZM150 195H152V193L150 194ZM158 195H160V193L158 194ZM175 195V194H174ZM178 195V196H179ZM212 195H213V193H212ZM227 195V196H226ZM225 196L226 197H228L229 195L228 194H226ZM232 194L230 193V196H231ZM264 195V194H263ZM29 196V195H28ZM31 196V195H30ZM45 196H47V195H45ZM89 196V195H88ZM124 196H126L125 194H124ZM138 196V195H137ZM141 196V195H140ZM153 196V195H152ZM155 196V195H154ZM153 196V197H154ZM164 196V195H163ZM178 196H177V194H176V197L178 198ZM189 196H190V194H189ZM214 196V195H213ZM230 196L228 197V198H230ZM237 196V195H236ZM42 197V196H41ZM71 197V196H70ZM87 197V196H86ZM101 197V196H100ZM122 197H123V194H122ZM122 197H121V199H122ZM174 197V196H173ZM175 197V198H176ZM181 197H179V198H181ZM212 197V196H211ZM233 197H235V196H233ZM246 197V198H245ZM259 197H261V195L259 196ZM259 197L257 198L258 200H259ZM30 198V197H29ZM72 198V197H71ZM89 198V197H88ZM92 198V197H91ZM98 198V197H97ZM103 198V197H102ZM125 198H127V196L125 197ZM122 199L123 201L125 200L126 201V199ZM134 198H135V194H134ZM151 196H150V200H151ZM156 198H158V197H156ZM156 198H154L155 199V202H156ZM160 198V197H159ZM176 198V199H177ZM197 198V197H196ZM214 198V197H213ZM217 198V197H216ZM216 198H214L213 199V201L216 199ZM231 198H232V196H231ZM253 198V197H252ZM27 199V198H26ZM43 199V198H42ZM50 199V198H49ZM73 199H74V197H73ZM96 199V198H95ZM99 199V198H98ZM104 199V198H103ZM129 199V198H128ZM137 199H139V197H137L136 198V200ZM162 199H164V197L162 198ZM175 199V200H176ZM188 200H189V197L187 198ZM218 199V201H221L219 198H217ZM247 199V200H246ZM262 199H263V197H262ZM40 200V199H39ZM50 200H52V198L50 199ZM92 200H94V199H92ZM141 200H142V198H141ZM145 200V199H144ZM149 200V199H148ZM149 200V201H150ZM158 201H160L159 199H157ZM179 200V199H178ZM178 200H176V201H178ZM228 200V199H227ZM255 200V199H254ZM253 200V201H254ZM257 200V201H258ZM49 201V200H48ZM68 201V200H67ZM70 201V200H69ZM74 201H75V199H74ZM77 201H78V199H77ZM99 201H100V199H99ZM104 201V200H103ZM102 201V202H103ZM131 201H133V200H131ZM131 201H130V203H131ZM149 201H145V202H149ZM158 201H157V203H158ZM168 201H169V199H168ZM185 201H186V199H185ZM230 201V200H229ZM234 201V200H233ZM236 201V200H235ZM252 201V200H251ZM257 201L255 200V202H256V204H257ZM261 201H263V203H264V200H261ZM45 202V201H44ZM76 202V201H75ZM86 202V201H85ZM127 202V201H126ZM125 202V203H126ZM136 202H139L138 200L136 201ZM141 202V201H140ZM151 202V201H150ZM154 202V203H155ZM163 202V201H162ZM165 202V201H164ZM173 202V201H172ZM182 202V204H180V205H182L180 208V210H182V212L181 213H179V214H181V215H178L177 217L178 218H176L175 220L174 219H172V222H173V226L172 227H176L179 231H183L182 233H185L186 232V230L189 232V226H191V227H193L192 225H191V210L189 209V207L188 206H190V203H188L189 205H186L185 204V202H183V200L182 201H179V203H181ZM186 202H188V201H186ZM217 202V201H216ZM216 202H213L214 204L216 203ZM222 202V201H221ZM231 202H232V199H231ZM48 202H46V204H47ZM50 203H51V201H50ZM77 203V202H76ZM75 203V204H76ZM91 203V202H90ZM128 203H129V200H128ZM142 203V202H141ZM141 203H139V204H141ZM153 203V202H152ZM160 203H161V201H160ZM160 203H158V204H160ZM166 203H167V201H166ZM169 203V202H168ZM170 203H171V201H170ZM209 203V202H208ZM223 203H224V201H223ZM230 203V202H229ZM237 201L235 202V204L237 205ZM248 203V202H247ZM69 204V203H68ZM74 204V202L72 203V205ZM75 204L73 205V206H75ZM138 204V203H137ZM138 204V205H139ZM147 204V203H146ZM146 204H143V207L144 208H139V209H142V210H144V213H146L145 211H146V207L147 206H144V205H146ZM149 204V203H148ZM178 204V203H177ZM217 204H218V206L220 207V205L221 206H223L222 204H220V202L218 203L217 202ZM220 204V205H219ZM251 204H252V202H251ZM21 205V204H20ZM32 205V204H31ZM35 205V204H34ZM85 205V204H84ZM95 205V204H94ZM133 205V204H132ZM150 205H151V203H150ZM149 205V206H150ZM175 205H176V203H175ZM174 205V210H176V208H179L177 205L175 206ZM201 205V204H200ZM216 205V204H215ZM233 205H234V203H233ZM247 205V204H246ZM260 205V204H259ZM262 205V204H261ZM77 206V205H76ZM86 206V205H85ZM84 206V208H86ZM90 206V205H89ZM148 206V207H149ZM163 206H166L165 204H163ZM217 206V205H216ZM253 206H254V204H253ZM256 206V205H255ZM254 206V208H256ZM51 207V206H50ZM69 207H71V206H69ZM96 207V206H95ZM98 207V206H97ZM131 207V206H130ZM151 207V206H150ZM149 207V208H150ZM159 208H161L160 207V205L158 206ZM166 207H168V209L170 210V208L172 209V207L170 206V208H169V206H166ZM176 207V208H175ZM191 207V206H190ZM224 207H226V205H224ZM247 207H250V206H247ZM35 208V207H34ZM76 208V207H75ZM152 208H153V206H152ZM154 208H156V206H154ZM221 209H223L222 207H220ZM219 208V209H220ZM242 208H243V206H242ZM244 208H245V206H244ZM253 208V207H252ZM261 208V207H260ZM25 209H26V207H25ZM43 209V208H42ZM92 208H90V210H91ZM133 209V208H132ZM138 209V210H139ZM198 209V208H197ZM257 209H259V208H257ZM264 208H262V210H263ZM34 210H36V209H34ZM71 210H73V209H71L70 208V211ZM135 210V209H134ZM133 210V211H134ZM137 210V209H136ZM148 210V209H147ZM153 210L154 209H152V212H153ZM156 210V209H155ZM160 209H158V212L159 213H161L160 211H159ZM163 210V209H162ZM165 210V209H164ZM198 210H200V209H198ZM238 210V209H237ZM247 210H249V208H247ZM261 210V211H262ZM44 211V210H43ZM87 211V210H86ZM85 211V212H86ZM132 211V212H133ZM149 211H151V210H149ZM148 211V212H149ZM171 211V210H170ZM173 211V210H172ZM177 211V210H176ZM250 211V210H249ZM255 213H256V210H253ZM88 212V211H87ZM140 212V211H139ZM143 212V211H142ZM155 212H157V211H155ZM154 212V213H155ZM155 213L156 214V216H157V214H159V213ZM165 212V211H164ZM163 212V213H164ZM224 212H228L230 215H231V219H233L232 218V216L234 215V213H235V209H233L232 207H230V206H228L227 205V210H224ZM237 212V211H236ZM253 212V213H254ZM257 212H258V210H257ZM260 212V211H259ZM71 213H72V211H71ZM75 213V212H74ZM131 212H129V214H130ZM134 213V212H133ZM144 213H141V214H143V216L145 217V215L147 214H145L144 215ZM150 213L151 212H149V215H150ZM167 213V212H166ZM208 213V212H207ZM239 213V212H238ZM16 214V216H17V218H14L15 215ZM55 214V213H54ZM76 214V213H75ZM155 214H154V216H155ZM173 214H174V212H173ZM237 214V213H236ZM249 214V213H248ZM252 214V213H251ZM258 214H260V213H258ZM262 214V213H261ZM9 215H11L10 217H9ZM52 215V214H51ZM137 215V214H136ZM139 215V214H138ZM151 215H153V214H151ZM159 215H161V214H159ZM197 215H198V213H197ZM226 215V214H225ZM229 215V216H230ZM255 214H253L252 216H254ZM75 216V215H74ZM132 216V215H131ZM147 216V215H146ZM162 216H164V215H162ZM171 216V215H170ZM207 214H206V211L204 212V210L202 211V209H201V211L199 212V215H198V217H199V220L201 221V223L203 224L204 222H206L208 219H207ZM250 216V215H249ZM99 217V216H98ZM143 217V219H144V221H145V219L146 218H144ZM176 217V216H175ZM174 217V218H175ZM210 217V216H209ZM255 217V216H254ZM253 217V218H254ZM11 218V219H10ZM133 218V217H132ZM138 218V217H137ZM155 218V217H154ZM157 218H158V216H157ZM163 218V217H162ZM173 218V217H172ZM195 218H197V217H195ZM227 218H228V216H227ZM229 218V219H230ZM256 218V217H255ZM106 219V218H105ZM139 219V218H138ZM148 219H153V217L151 216V218H148ZM161 219V218H160ZM159 219V220H160ZM163 219H165V217L163 218ZM167 219V218H166ZM193 219V218H192ZM198 219V218H197ZM229 219H227V220H229ZM75 220V219H74ZM78 220V219H77ZM99 220V219H98ZM97 220V221H98ZM137 220V219H136ZM136 220H135V222H136ZM158 220V219H157ZM158 220V221H159ZM174 220V221H173ZM198 220V221H199ZM211 222H212V220L211 219H209ZM233 220H235V219H233ZM44 221V220H43ZM133 221V220H132ZM140 221H141V219H140ZM147 222H148V220H146ZM168 221H171V220H168ZM101 222V221H100ZM146 222V223H147ZM160 222V221H159ZM158 222V223H159ZM161 222H163V221H161ZM159 223L160 225H159V227L160 226H162V224L164 223ZM47 223V222H46ZM102 223V222H101ZM108 223V222H107ZM106 223V224H107ZM110 223V222H109ZM137 223V222H136ZM139 223V222H138ZM142 223V222H141ZM150 224H151V222H149ZM166 223H167V221H166ZM165 223V224H166ZM169 223H171V222H169ZM168 223V224H169ZM229 223H230V228H232V230H231V237L230 238H233V239H235V241L237 240H240V242H241V239H243L244 240V237L246 236V239H248L249 237H247V233L245 232V231H243L242 229H240V227L239 228H237V227H235V223H233V221L232 220H229ZM97 224V223H96ZM105 224V223H104ZM113 224H115L114 222H113ZM134 224V223H133ZM149 224V225H150ZM164 224V225H165ZM200 224V223H199ZM198 224V225H199ZM207 224V223H206ZM208 224H209V222H208ZM228 224V223H227ZM254 224V223H253ZM71 225V224H70ZM101 225V224H100ZM112 225V224H111ZM127 225V224H126ZM126 225H124L125 227H126ZM140 225V224H139ZM142 225H143V223H142ZM154 225V224H153ZM172 224H170V226H171ZM256 225V224H255ZM262 225H264V224H262ZM128 226V225H127ZM136 227L138 226V224L137 225H135ZM141 226V225H140ZM155 226H156V224H155ZM157 226H158V224H157ZM201 226V225H200ZM199 226V227H200ZM209 226V225H208ZM257 226V225H256ZM105 227H106V225H105ZM109 227V226H108ZM114 227H116V226H114ZM113 227V228H114ZM150 227V226H149ZM148 227V228H149ZM152 227V226H151ZM172 227L170 228V230L172 229ZM205 227H206V225H205ZM117 228V227H116ZM121 228V227H120ZM139 228V227H138ZM153 228H154V226H153ZM254 228V227H253ZM121 229H123V227L121 228ZM137 229V228H136ZM142 229H144V228H142ZM145 229H146V227H145ZM185 229V230H184ZM190 229H192V228H190ZM264 229V228H263ZM113 230V229H112ZM115 230V229H114ZM125 230H127V229H125ZM130 230V229H129ZM141 230V229H140ZM149 230V229H148ZM169 230V229H168ZM167 230V231H168ZM170 230H169V232H170ZM193 230V229H192ZM258 230V229H257ZM103 231V230H102ZM109 231H110V229H109ZM117 231V230H116ZM121 231V230H120ZM142 231V230H141ZM141 231H139V232H141ZM185 231V232H184ZM191 231V230H190ZM198 231V230H197ZM203 232H205V231H207V230H202ZM264 231V230H263ZM111 232V231H110ZM125 232V231H124ZM138 232V233H139ZM151 232H153V233H155L154 231H151ZM171 232H173V230L171 231ZM178 232V231H177ZM192 232V231H191ZM201 232V231H200ZM208 232V231H207ZM210 232V231H209ZM212 232V231H211ZM251 232V231H250ZM261 232V231H260ZM112 233V232H111ZM117 233V232H116ZM128 233V232H127ZM133 233V232H132ZM187 233V232H186ZM185 233V234H186ZM190 233V232H189ZM199 233V232H198ZM74 234V233H73ZM72 234V235H73ZM114 234V233H113ZM112 234V235H113ZM120 234H122V233H120ZM119 234V235H120ZM133 234H135V231H134V233ZM148 234H150V233H148ZM171 234V233H170ZM178 234V233H177ZM184 234V235H185ZM205 234V233H204ZM214 234V233H213ZM225 234V233H224ZM124 235V234H123ZM144 235H145V233H144ZM147 235V234H146ZM173 234H171V236H172ZM179 235H180V233H179ZM186 235H188V233L186 234ZM185 235V236H186ZM197 235V234H196ZM200 235H202V236H205V235H207V233L205 234V235H203L202 234V232H201V234ZM199 235V238L201 237ZM222 235V234H221ZM229 235V234H228ZM227 235V236H228ZM122 236V235H121ZM135 236V235H134ZM133 236V237H134ZM142 236V235H141ZM154 236V235H153ZM157 236H159V233H158V235ZM166 236H167V234H166ZM198 236V235H197ZM196 236V237H197ZM209 236H211V235H209ZM227 236H226V234H225V236H223V239H225V240H223L222 238V241H220L219 240V242H217V239H216V236H214V238L216 239V245H217V249H219L220 247H222L223 245H225L227 242H229V239L227 238ZM261 236H262V234H261ZM99 237V236H98ZM101 237V236H100ZM131 237V236H130ZM168 237H169V239L171 238L170 237V235H168ZM176 237V236H175ZM178 237V236H177ZM195 237V240L196 239H198V238H196ZM225 237V238H224ZM250 237H251V235H250ZM107 238V237H106ZM105 238V239H106ZM120 238V237H119ZM124 238H126V237H124L123 236V239L122 240H125ZM132 238V237H131ZM138 238V237H137ZM142 238V237H141ZM145 238V237H144ZM144 238H142V239H144ZM161 238V237H160ZM193 238V237H192ZM201 238H203V240H204V237H201ZM206 238H208L207 236H206ZM205 238V239H206ZM211 238V237H210ZM212 238H213V236H212ZM210 239V241L211 240H213V239ZM257 238V237H256ZM259 238V237H258ZM127 239V238H126ZM166 239H168V238H166ZM166 239H160V240H162V241H167ZM172 239V238H171ZM188 239V238H187ZM219 239V238H218ZM112 240V239H111ZM118 240V239H117ZM120 240V239H119ZM137 240H139V238L137 239ZM148 240V239H147ZM151 240V239H150ZM172 240H174V239H172ZM177 240V239H176ZM183 240V239H182ZM194 240V241H195ZM199 241L201 240V243H202V239H198ZM197 240V241H198ZM243 240H242V242H243ZM140 241V240H139ZM158 241H159V239L157 240V243H158ZM165 241L164 242H161V243H164L165 244ZM178 241V240H177ZM198 241V242H199ZM206 242H208L207 240H205ZM204 241V242H205ZM231 241V240H230ZM250 241V240H249ZM249 241H248V244H246V243H244L243 245L244 246H249V245H251L252 244V247L251 248H249V249H252L253 248V241L251 242V244H249ZM76 242H78V241H76ZM113 242V241H112ZM149 242V241H148ZM168 242V241H167ZM189 242V241H188ZM212 242V241H211ZM214 242V243H215ZM80 242H78V244H79ZM169 243H171V241H169ZM169 243H167V244H169ZM195 243H197V242H195ZM213 243V242H212ZM75 244V243H74ZM84 244H86V243H84ZM99 244V243H98ZM102 244V243H101ZM119 244V243H118ZM122 244H123V242H122ZM141 244H143V243H141ZM141 244H137V243H135L132 239H128L127 241H126V243H125V249L127 250V252L128 253H130V254H132V257H138L139 259H140V261H142V264H144V260L145 259H143L142 257H141V252H142V250H143V248H144V246H141ZM144 244H146V243H144ZM148 244V243H147ZM153 244V243H152ZM152 244H150V247H151V245ZM160 243H158V245H159ZM164 244H163V246H164ZM167 244H165V245H167ZM179 244V243H178ZM186 244V243H185ZM184 244V245H185ZM192 244V243H191ZM204 244V243H203ZM209 244V243H208ZM211 244V243H210ZM240 244V243H239ZM242 244V243H241ZM66 243L65 244H63V245H59L58 243H56V246L61 250V249H67L66 248ZM108 245V244H107ZM112 245V244H111ZM117 245V244H116ZM119 245H121V244H119ZM156 245V244H155ZM171 245V244H170ZM169 245V246H170ZM173 243H172V246L171 247H173ZM175 245H176V242H175ZM174 245V246H175ZM183 245V246H184ZM197 244H195V246H196ZM198 245H199V243H198ZM197 245V246H198ZM205 245V244H204ZM207 245V244H206ZM227 245V244H226ZM243 245H239L240 246V248H242L241 246H243ZM261 245V244H260ZM79 246V245H78ZM81 246H84L83 244L82 245H80V247ZM109 246H110V244H109ZM115 246V245H114ZM118 246V245H117ZM148 246V245H147ZM147 246H145V249H146V247ZM163 246H161V247H163ZM168 245H167V249H169V248H171V247H169ZM187 246V245H186ZM185 246V247H186ZM196 246V247H197ZM200 246V245H199ZM79 247V248H80ZM113 247V246H112ZM116 247V246H115ZM120 247V246H119ZM156 247V246H155ZM160 247V246H159ZM166 247V246H165ZM169 247V248H168ZM176 247V246H175ZM174 247V248H175ZM185 247H184V252H185ZM189 247V246H188ZM192 246H190V249L192 250L193 248H196V247H192ZM227 247H230L229 245L228 246H225V247H223V248H227ZM121 248H122V246H121ZM124 248V247H123ZM122 248V249H123ZM173 248V249H174ZM180 248V247H179ZM187 248V247H186ZM200 248V247H199ZM202 248V247H201ZM213 248V247H212ZM216 248V247H215ZM222 248V249H223ZM248 248H247V252L249 253V251H251V250H249L248 251ZM82 249V248H81ZM121 249V250H122ZM154 249V248H153ZM160 249V248H159ZM164 249L165 248H163V250H162V252L164 251ZM172 249V250H173ZM177 249V248H176ZM216 249V250H217ZM222 249H220V252H222L223 253V251H221ZM228 250H229V248H227ZM244 249V251H246V248L244 247L243 248ZM255 249V248H254ZM69 250V249H68ZM83 250V249H82ZM89 250H90V252L92 253H95L96 251H95V249H94V246L92 245V246H90V248H89ZM115 250V249H114ZM119 250V249H118ZM125 250V251H126ZM157 250V249H156ZM182 250V251H183ZM193 250H195V249H193ZM193 250H192V252H193ZM123 251H124V249H123ZM143 251H145V250H143ZM147 251V250H146ZM154 251V250H153ZM161 250H159V252H160ZM165 251H169V250H166L165 249ZM175 251V250H174ZM173 251V252H174ZM211 251V250H210ZM218 251V250H217ZM217 251H214L215 253L217 252ZM243 251V250H242ZM120 252V251H119ZM155 252V251H154ZM158 252V256H159V253ZM162 252H161V254H162ZM172 252V251H171ZM171 252H169V253H171ZM173 252L171 253V254H173ZM178 252H179V249H178ZM184 252H183V254H184ZM196 252V250L194 251V253ZM197 252H198V250H197ZM92 253V254H93ZM177 253V252H176ZM180 253H182L181 252V249H180ZM180 253H178L180 256H182ZM191 253V252H190ZM194 253H193V256H194ZM211 254H212V252H210ZM222 253H220L221 255H222ZM240 253V252H239ZM242 253V252H241ZM124 254H126V253H124ZM123 254V255H124ZM145 254V253H144ZM146 254H147V252H146ZM145 254V255H146ZM167 254V253H166ZM165 254V255H166ZM214 254V253H213ZM251 254H252V252H251ZM118 255V254H117ZM128 255V254H127ZM143 255V254H142ZM156 255V256H157ZM186 255V254H185ZM196 255V254H195ZM224 255V254H223ZM226 255V254H225ZM236 255V254H235ZM121 256V255H120ZM125 256V255H124ZM155 256V257H156ZM161 257H164V256H162V255H160ZM174 256H175V254H174ZM179 256V257H180ZM208 256H209V253H208ZM211 256H214V255H211ZM215 256H217V255H215ZM219 256V255H218ZM227 256V255H226ZM251 256V255H250ZM123 257V256H122ZM166 257H167V255H166ZM220 257V256H219ZM126 258V257H125ZM157 258V260H158V257H156ZM174 258V257H173ZM176 258V257H175ZM183 258H186V257H184V255H183ZM183 258H181V260H182V263H184V264H194V262H192L191 263V260L190 261H185V262H187V263H185V262H183ZM189 258V257H188ZM188 258H186L187 260H188ZM206 258H207V256H206ZM216 258V257H215ZM119 259V258H118ZM127 259V258H126ZM133 259V258H132ZM131 259V260H132ZM134 259H136V258H134ZM160 259V258H159ZM161 259H163V258H161ZM165 259V258H164ZM164 259H163V261H164ZM214 259V258H213ZM218 259V258H217ZM224 259V258H223ZM222 257H221V262H222ZM229 259V258H228ZM147 260V259H146ZM148 260H151V259H148ZM180 260V259H179ZM196 260H198V261H195L196 262V264L200 261L199 259H196ZM206 260V259H205ZM216 259H214V261H215ZM218 260H220V259H218ZM122 261V260H121ZM137 261H139V260H137ZM152 261H153V259H152ZM174 261V260H173ZM172 261V262H173ZM178 261V260H177ZM214 261H213V263H214ZM244 261V260H243ZM123 262V261H122ZM125 262V261H124ZM146 262H148V261H146ZM151 262V261H150ZM157 262V261H156ZM171 262V263H172ZM215 262H217V261H215ZM227 262V261H226ZM225 262V263H226ZM230 262V261H229ZM240 263L242 262V261H239ZM261 262V261H260ZM135 263V262H134ZM140 263V262H139ZM159 263V262H158ZM160 263L162 264V262H161V260H160ZM166 263V262H165ZM176 263V262H175ZM181 263V264H182ZM233 263V262H232ZM234 263H235V261H234ZM233 263V264H234ZM238 263V262H237ZM248 263V262H247ZM119 264V263H118ZM121 264V263H120ZM136 264V263H135ZM147 264H149V263H147ZM151 264H152V262H151ZM154 264H155V261H154ZM216 264V263H215ZM219 264V263H218ZM221 264V263H220ZM236 264V263H235ZM241 264H243V263H241ZM259 264V263H258Z\"/></svg>",
    "mask_w": 264,
    "mask_h": 264
}]
</instances>
